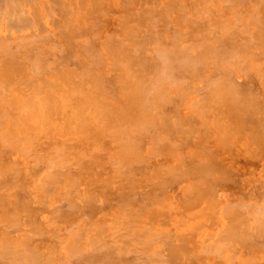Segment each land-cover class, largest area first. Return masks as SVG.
I'll list each match as a JSON object with an SVG mask.
<instances>
[{"label":"rangeland","instance_id":"obj_1","mask_svg":"<svg viewBox=\"0 0 264 264\" xmlns=\"http://www.w3.org/2000/svg\"><path fill=\"white\" fill-rule=\"evenodd\" d=\"M125 1L126 0H124V2ZM127 1L125 2L127 3V5H124L123 0H62V1L61 0H37V1L36 0H18V1L0 0V14L2 12L1 14L2 16L0 15V52H1L0 76H2L0 77V83L3 84V85L0 84V88H3L4 91V92L2 91L0 92V96H1L0 109L2 110V111L0 110V114H1L0 126L2 127L0 129V251H1L0 264H34V263L35 264H136V263L155 264L154 261L156 262V264H158V262L159 264H163L165 261L166 264H264V234L263 232H261L264 231L263 229L264 219L263 220L259 219L260 217L264 218L263 215L264 212L262 210V208L264 209V171H263L264 170V90H263L264 89V83H263L264 55L262 54L264 53V45L263 44H262L263 46L261 45V43H263L261 42L263 41L261 39L262 37L261 35L264 33L262 31L264 29H261L262 27L259 28L258 26V24L259 25L262 24L261 26L264 25V23H261L264 20V16H262V14L264 15V0H262V3L261 0H259L260 2L258 0H254V1L253 0H187V2L185 0H157V1L138 0L139 3L136 0L135 1L127 0ZM10 2L14 3L15 5H13ZM122 4L130 8L128 9V7L123 6L124 10L126 11V14L125 11L122 10ZM261 6H263V9H261ZM13 7L14 8L17 7L18 9L14 10ZM80 8L83 9V10L81 9L82 13ZM10 9H13V12ZM86 10L87 11L89 10L88 13ZM90 10L92 12H90ZM102 10H104V12ZM70 11L72 12V14ZM175 11L177 12V15ZM40 13L42 14L40 15L41 19L37 21L38 19L37 17H39ZM104 13L105 15H103ZM143 13L146 15L143 16ZM150 13L152 15H148ZM136 14L139 16H137ZM82 15L84 17H82ZM140 15H142L143 17L142 16L140 17ZM219 15H221V17H219ZM66 16L68 18H66ZM181 16L184 17L186 16V18L188 19L186 18L184 19V17L181 18ZM237 16H241V17L238 20H236ZM179 17L183 20L181 21L180 19L178 21L177 18ZM251 17L252 18L254 17L253 19H255L256 22H253L254 20L251 19ZM85 18H87L88 20ZM96 19H98V21L100 20L101 23L103 22L102 24L100 23L99 28H97L99 29L97 30V32H99L100 34L96 33L95 30L96 28L95 26L98 27L97 24L98 22H96ZM101 19L103 20L101 21ZM67 20L70 21L71 24ZM137 21L139 22L138 24ZM248 21L251 23L253 22L254 25L253 23L252 25L251 23L250 25H248L249 23ZM186 22L189 23L186 24ZM230 22L232 24H230ZM242 22H244L247 25L245 26V24ZM166 23L168 24L165 25ZM199 24L202 26L203 30L202 28L199 27ZM255 24H257L258 27H256ZM64 25L65 26L68 25L69 27L67 26L68 27L67 28ZM189 26L192 28L189 29L190 28ZM9 28L12 29L11 32ZM66 28L67 31L69 30L68 34H70V36H68L67 31L65 30ZM178 28H180V30ZM245 28L248 29L246 30V32H245ZM16 29L19 30V31L17 30L19 33L18 32L16 33ZM70 29L72 30L70 31ZM100 29L103 31L100 32ZM151 29L153 31H151ZM259 29H261V31L260 33H257ZM7 30H9V32ZM256 30L257 32H255ZM128 32L129 34H127ZM60 33L62 34L61 35L62 38L60 37ZM93 33L94 34L96 33V35L91 36V34ZM232 33L234 36L232 35ZM144 34L146 36H144ZM171 34L172 36H170ZM188 34H191L189 35L190 37H188ZM253 34L259 35V38H254ZM129 35H132V39L128 38ZM160 35L163 37L164 41H162V38L159 37ZM71 36L73 38H71ZM96 36L100 38L96 39L98 38ZM119 36L123 38H120ZM228 36H231L232 38H234V40L232 38L230 39ZM89 37L91 38L89 39ZM93 37L96 38L94 39ZM109 37H110V41H109ZM184 37H186V40H184L185 39ZM221 37L224 41L221 39ZM33 38L35 39V41ZM63 38H65V41ZM29 39L32 41H30ZM62 39L63 41L61 42ZM155 39L158 40L157 45H159V41H161L160 46L162 47L155 45V43H157ZM189 39L191 40L189 41ZM229 39L232 41V44H230L231 41ZM259 39L261 41H259ZM263 39H264V35H263ZM42 40L43 42L41 43ZM85 40L87 42H85ZM171 40L177 42V43L172 42L175 43L176 48H174L173 46L174 44H171ZM218 40L220 42H218ZM256 40H258L257 42L259 43H257ZM154 41H156L154 43L155 46L152 44V42ZM247 41H249L250 43H248ZM64 42L66 44H63ZM102 42L105 44L104 45L100 44ZM162 42L166 45L165 47L168 53V58H165L166 56L163 57V55H167V53H165L166 51L163 50L165 47L164 45H162L163 44ZM142 43L144 45H142ZM199 43L202 45L200 46ZM235 43L238 44L236 45ZM67 44L68 46H66ZM89 44L92 45L89 46ZM94 44H97L95 46L101 49V50L98 49L99 51L104 50L101 52V54L100 52H98L99 53L98 56L101 55V58H104L101 60V63L103 62L102 67L101 65L96 66L97 64H95L96 62L98 64L101 63L100 61H98L100 59L98 58V56L97 58H95L96 57L95 55L97 53L96 51L97 48L94 49L93 52L91 50ZM118 44L119 46H117ZM137 45L138 47H140V49L137 47ZM229 47L230 50L228 49ZM220 48L221 50H223L225 54L223 52H220L221 51ZM86 49L91 50V54L93 57H91L90 52L88 53L89 50L86 51ZM119 49L120 51H118ZM167 49H169L171 54L168 52ZM176 49L179 52V54L177 53V51L172 52ZM205 49L207 51L210 50V52H206ZM213 49L215 50V52L213 51ZM225 49L229 51L228 52L229 54H227V51ZM72 50L74 51L78 50L79 52L77 51L75 53L73 51L72 53ZM82 50H84L88 55H90L91 58ZM162 50L165 52L164 53L162 52L163 55H159L161 54L160 52ZM136 51H138L137 54ZM246 51L248 52V54L246 53ZM110 52L112 53V55ZM145 52L148 54L146 55ZM236 52L239 53L236 54ZM172 53L173 54L175 53L177 56L180 55L181 58H184V61L182 62L179 59V56H178L179 59L178 60L175 54L172 55ZM221 53L224 54L223 57L224 59L222 58V60L221 58L219 59L217 58L223 56V54ZM77 54L78 56H76ZM84 54L88 56V59L87 57L84 56ZM153 54H155L157 57L162 56V58L158 57L157 59ZM230 54L232 57L230 56ZM74 55L76 57H74ZM130 55L132 57L131 58L132 60L129 57ZM133 55L134 56L137 55L136 57L139 56L138 57L139 59L133 57ZM169 55L172 57L170 59L172 63L169 62L168 64L169 60H167L166 61L167 64L165 66V60L170 58ZM186 55H188V57ZM225 55H227V57L229 55V57L227 58L225 57ZM13 56H16L14 57L15 60L11 59L13 58ZM72 56L74 59L70 58ZM80 56L82 58H80ZM143 56L144 59H142ZM146 57L149 60L151 59L154 61L152 62L153 63L152 67L151 64L149 63L151 61H148ZM199 57L200 59H204V60L201 61ZM67 58H69L70 61ZM214 58L215 59L217 58L218 60H214ZM6 59L7 62H4ZM10 59L12 61H17V60L19 61L12 62L11 64ZM65 59H67L68 62ZM121 59H123L124 62L120 61ZM124 59H128V61L130 60L132 62V63L130 62L131 64L128 62L130 64L129 68L131 70L128 69L127 67V63H126L127 60ZM175 59L177 60L175 61ZM185 59L187 60L186 62ZM94 60L95 62H93ZM133 60L135 61L133 62ZM197 60L200 62H197ZM1 61L4 62L3 64H6V68L5 66H3ZM41 61H42V65H40ZM138 61L140 62L139 65L137 64L139 63ZM147 61L149 65L147 64ZM19 62L21 64L18 69L17 67L19 66ZM231 62L233 63L230 64ZM9 63L10 66H8ZM83 63H85L88 67L91 65L89 67L91 70L89 71V68ZM104 63H105V67L107 66L106 68H104ZM182 63H186V64L184 65ZM237 63L239 64L237 65ZM181 64L183 66H181ZM114 65L120 68L116 67V69H113L115 67ZM21 66H23L24 68ZM30 66L31 69L29 68ZM94 66L97 68H95ZM193 66H195L196 68H194ZM136 67L140 69V70L138 69L139 71L138 74L136 73L137 72ZM175 67L176 70H174ZM80 68L84 70V73L86 72L85 73L86 75L83 73L82 69ZM135 68L136 70H134ZM154 68L156 73H154L155 72L153 70ZM9 69L10 70L13 69L14 71L12 70V72L14 73L12 74L9 73L10 71ZM51 69L55 73L58 71L57 74L55 73H54L55 75L52 74L53 72L51 71ZM132 70H133V72H131L132 76H130L131 75L130 71ZM16 71L17 73L15 75ZM29 71H31V73ZM66 71L68 72V74ZM134 72H135L134 76H136V79H138L137 76H140L139 77L140 81L138 82L144 83L143 85L142 83L140 84L143 86V88L142 86H139L138 83H135L136 79L133 76ZM140 72L141 73L144 72V73L141 74ZM161 72H163L164 74ZM58 73L59 75L61 73L66 75L64 76L62 74V76L58 78L57 76ZM157 73L159 77L157 76ZM41 74L43 76H41ZM71 74L74 75L71 76ZM75 74L77 76H75ZM83 74L84 76H81ZM122 74H124V76H122ZM87 75H89V77L91 75V78H95V81H93L91 78L86 77ZM46 76H48V78ZM156 76L158 77V79ZM52 77H55L57 80ZM121 77H123L124 80ZM224 77L225 80L223 79ZM1 78H4L3 81ZM67 78L68 79L73 78L74 80L79 81L78 82L79 85L78 83H76L77 81H74L72 79L70 87L65 86L67 84H70ZM80 78L81 80L82 79L84 80L81 82L79 80ZM172 78L173 80L174 79L176 80V82L174 80L175 83L173 82ZM212 78L214 79V81L212 80ZM12 79L15 82L14 85H13V81H11ZM90 79L92 80L91 82ZM152 79H154L153 83H152ZM6 80L10 84L5 83ZM96 80H99L98 82L100 84H98ZM148 80H150L151 82ZM85 81H89L86 82L87 84L89 83L88 84L89 86L85 84ZM220 81L223 84L226 83V86L229 87L225 88L224 86L225 84L224 85L221 84ZM55 82L58 84L57 89L55 88L56 86ZM60 82H62L61 85L59 84ZM80 82L83 83L84 86L85 85L88 86V87H84L87 88L84 89L87 90V93L86 91H84L83 93V89H82L83 84L80 85L81 84ZM74 83L75 85H73V88H75V90L78 91V98L74 96L75 94H77L76 91H73L74 95L71 94L73 97H67L70 93H72L73 88L70 91L69 89ZM216 83H218V85ZM95 84L96 85L98 84L97 88ZM77 85L79 87L82 86L81 92H80V88H78ZM90 85L93 86V89L92 88L90 89L91 87ZM121 85L125 86L126 88L117 87ZM137 85L140 87V90L144 89V91L141 90V92L143 91L145 93L143 92L140 93V90L139 88H137L138 87ZM144 85H147L145 86L146 88H144ZM158 85L160 88H158ZM230 85L232 86L230 87ZM6 86L10 88L7 89ZM11 86H15V87H12L11 90ZM74 86H76L77 89ZM103 86H105V88L108 86V88H111L110 90H112L113 92L111 93V91H109L108 88H106L107 89L106 90L105 88H103ZM209 86H212V88L211 87L209 88ZM214 86L215 88L217 86L216 88L217 91H215L216 89L214 88ZM221 86L222 87L224 86V89H222ZM19 87L24 90L19 89ZM218 87H221V90ZM41 88L42 91L44 89L43 92L41 91ZM59 88L60 89L65 88L64 90L66 92L63 93L64 90L62 91V89L61 91H59L60 90ZM115 88L116 90L117 88L118 90L120 88V93L118 90L116 91ZM122 88H124L125 90ZM147 88L148 90L146 91ZM13 89L15 91H13ZM18 89L19 91L21 90L22 94H19V92L17 94ZM55 89L57 90V93H59L60 95L56 93ZM67 89L68 92L70 93L67 92ZM88 89H90L91 91ZM134 89L138 93L135 92ZM9 90L12 92L11 94ZM27 90L29 94L31 93L32 94L29 95ZM222 90H229V91L224 92ZM24 91L27 92V95L29 97L30 96L31 97L29 98ZM40 91L43 94L42 93L40 94ZM45 91H46L45 94L48 95V97L47 96L45 97L44 94ZM89 91L97 92V93H93L95 94L93 99H92L93 94L91 95ZM108 91L112 95L115 94V99L117 98V100L115 99L113 100L114 97L111 98V96L104 99L105 96L109 95ZM126 91H128V93ZM226 92L229 94L227 101L224 98L226 97L225 96ZM2 93H4L3 96ZM82 93L84 94V97H85V93L89 94L88 96L91 97V99H89L87 95L86 96L88 99L86 97L85 98L88 101L95 100L97 102L96 104L99 105V109L94 108L92 110V107L88 106L87 104L88 101H86L85 98L81 96ZM121 93H123L124 95L127 94L129 96L135 93L136 95L135 94L134 95L136 96L137 99L134 98L135 96L133 95L134 97H131V99L129 98L128 100L129 96L128 97L127 95L124 96ZM34 94L35 95L40 94L41 96L44 95L40 99H43L44 97L49 98V100L48 99L46 100L50 102V104L51 103L56 104L58 102L57 100H61L65 96H66L65 98L68 99L69 101L71 100L75 102L79 101L80 104L81 103L86 104L88 109L86 107H80L79 111L81 112V109L86 108L84 111L82 110V116L84 115L83 118L88 117L89 120L87 122L89 125L91 124L92 130L91 129L89 130L90 126L88 124H84L85 122H82V127L81 124H78V126L80 125L79 127L80 129L78 131H75L74 129L75 127H77L76 123L80 121L77 119L76 121L73 120L75 123L72 122V124L69 125L66 124L65 125L66 129H64L63 127L64 125L58 126L60 122L57 120L56 113L53 114V119L51 117L52 120L50 119L51 121L49 122L48 121L49 118H47V116L50 117L51 115V111L49 110H52V108L53 110H56L55 106H52V108L47 109V111L50 112V114L49 113H48L49 115L46 114L47 116L46 119L44 120H46V122L48 121V123L44 122L46 123V125H43V121H44L43 118L45 117V114L43 113L45 112V110L43 111V109L45 108H43L44 105L42 106L40 104L41 107H39L40 106L39 104L36 105V101L40 96L39 95L35 96ZM97 94L98 95L100 94L99 97L97 96ZM22 95L23 96L25 95L26 97L29 98L28 100L29 105L28 102L25 103L27 99L26 97H24L25 101L23 102L24 98ZM63 95L64 97H62ZM138 95L142 98H138L139 97ZM52 96L53 98L54 96H56L55 97L56 101L51 102ZM74 97L76 98V100H74ZM124 98L125 100H123ZM149 98H151L152 100L150 99L149 104L147 105L148 103L147 101L149 100ZM119 99L121 101H119ZM222 99H224L225 102H222ZM83 100H85L86 103ZM132 100H134V103H132L133 102ZM135 100H137L136 103ZM45 101H43L42 104L45 103ZM219 101L221 103H219ZM33 102H35V105L37 106V108L40 109L41 113H37L38 109H36L35 106L32 111L33 113L31 112L32 109L30 108V103L33 104ZM100 102L103 103L104 105H106L107 103L108 104L112 103L114 104V107H112L113 105L110 106L108 104L102 107L100 105ZM205 102L207 104H205ZM23 103L26 106H24ZM10 104H12L15 109H13V107L11 108ZM19 106L20 108L17 109ZM48 106L51 107L50 105L47 104L46 108H48ZM107 106H110V110L109 108L106 109ZM117 106H118V110H117ZM119 106L120 107L122 106V109ZM127 106L129 109L126 108ZM140 106H142L143 109H141L142 107ZM104 107L107 111L106 113H109L108 111H112V109L116 110L110 112L111 113V114L109 113L110 115L108 114V116L110 117H108L109 120H107V122L105 120L107 119L105 117L106 115L105 116L103 115V113H105L104 112L105 109H103ZM119 108L121 109V113L119 111L120 110ZM10 109L12 111H10ZM29 109H31L30 112H28ZM123 109L124 110L126 109L125 112L127 111V114L130 115L127 116L124 114L125 115L124 116L122 114V111H124ZM102 110L104 111L101 112ZM117 111H119V114L116 113ZM10 112L11 113L14 112V115L11 114L12 118L14 116L13 121L10 118L11 116ZM96 114L103 115L105 119L103 116L100 117L101 115L97 116ZM111 115H113V118L115 117V115L117 116L113 119L114 121L116 119L115 122L117 123L119 122L118 121L119 117H121L122 119L123 118L122 116H124L125 119L120 120L122 124L118 123L120 126L115 125L116 126V127L114 126L115 128L113 127V124H117V123H114L113 121L112 124L111 121L112 128H109V130L107 128L105 130L103 124L99 122L102 119H104L105 121L102 120L104 123L105 122L110 123V120H112ZM18 116H20V118ZM95 116H97V118ZM228 116H230V118H227ZM98 117H100L101 119L99 118L100 119L99 120ZM221 118L224 119L221 120ZM14 120H16V122H14ZM96 120H98V123L96 122ZM13 122L15 123L16 126L14 125ZM40 122L41 124H38ZM9 125L11 126V128ZM20 125H23L21 126L22 128L20 127ZM47 125L50 127H47ZM56 125L58 126L57 128ZM145 126L149 128V129L147 128V131L149 130V132L147 131L143 132V129L145 130L146 128ZM51 127L52 130H49V128L51 129ZM7 128H10L8 129L10 134L9 133L6 134L7 133L6 131H8ZM28 128L29 130H27ZM100 128L102 129L100 130ZM117 128L119 131L116 130ZM82 129L84 131H82ZM37 130L38 132H36ZM114 130L115 132L113 133ZM101 131L102 134L100 136L99 134L101 133ZM116 131L118 132L124 131V132L120 134L117 132L118 135H120L118 136ZM125 131H126V135H124ZM226 132H229L230 135L229 133L227 134ZM109 134L112 137L113 135L116 134V136L113 137L115 139H113L110 136V138L113 139L114 141L112 140L113 141L112 142L111 140H109L108 141L109 143L107 144L103 143V141L101 140L104 139V142L106 141L105 139L108 140ZM227 135L230 137H228ZM57 136L61 139H59ZM19 137H21L22 140L19 139ZM123 137H125V139H123ZM6 138L7 141L9 142L6 141ZM18 139L21 141H19ZM56 139L58 140L56 141ZM83 139L84 141L80 142ZM122 140L123 143L126 144L120 143L122 142ZM125 140H127V142ZM136 141H138L139 144H137L136 147H134L135 143H137ZM235 141H237L236 144ZM2 142H4L3 146L6 148V151L5 148L2 147ZM6 142L8 143L7 144L8 148L7 146H5ZM11 142L14 143L15 146L14 148L12 147L13 143ZM64 142L66 143L64 144ZM9 143H11L10 145H11V149L13 148L12 150L10 149ZM71 143H74V146L73 144L71 145ZM88 143L90 145H88ZM100 143L103 144L100 145ZM117 143L119 148H117L116 146H115L116 148H114V145H117ZM219 143L221 144V146ZM156 144L157 147L159 146L160 149H157ZM31 146L32 147L34 146V148H32ZM106 146L108 148H106ZM137 147H140V149L141 148L142 149L140 150ZM120 148L122 149V151L121 150L119 151ZM126 149H128L127 150L128 152L130 151V154L133 152L130 156H128L129 158L132 156V159L130 158L131 159L130 162H128L129 160L128 161L126 160L129 158L125 157L126 155H129V153L127 154L126 152ZM131 149L133 151H131ZM156 149L159 150L160 152L158 153ZM100 154L102 155L100 156ZM134 155L136 156L135 158L137 160L138 157L140 159L142 157V160H144V162L141 161L142 163H139L140 161L137 162V160H133ZM117 156L120 158L116 159ZM56 157H58V159H56ZM148 157L150 158L148 159ZM122 158L123 159L125 158L124 160L127 162H124V160H120ZM113 161L114 162L117 161V162L113 164L114 163ZM120 161L121 163L125 164L124 166L126 167V170L123 168L124 171L122 172H124V174L129 172L128 173L129 176L127 174V177L129 178L127 179L129 181L132 182L135 177L139 178V179L135 178L137 181L134 180L133 183H130L128 180L127 182L129 183L124 182V184H128V186L126 185L127 187L125 185L123 186L122 181H126L123 180L126 178L120 172L121 170L118 167L119 165L123 166V164H120ZM89 162L91 165H95V166L91 168V166H89L88 164ZM135 163L137 164L139 163L140 166H138L137 164L135 165ZM129 164L131 165V167ZM132 164L134 170L132 169ZM53 165H55V168ZM57 165H59V168L57 169L60 170L61 167V170H63L61 171V173H59L60 171L56 169ZM78 165H80V168L77 167ZM81 165L83 166V168L81 167ZM99 165L101 167L103 166L105 171L100 169L101 167L99 168L98 167ZM67 166L68 169L72 168L71 171L67 170ZM137 166L139 167V169ZM38 167H40L39 170ZM65 168L66 170H64ZM77 168L82 169V171L79 172ZM118 168L120 171L117 170ZM128 168L132 170H127ZM144 168L146 169L144 170ZM203 168H205L206 171L205 169L203 170ZM109 169L110 171L107 172V170ZM137 169L141 170V172L138 171ZM101 170L103 173L101 172ZM64 171H66V173ZM48 172L49 174H51L50 176L54 174L52 176L53 178L51 177L49 178ZM130 172L132 173V175H130ZM57 173L60 175H58ZM72 173L74 175L75 174L77 175V176L75 175L77 177L76 180H75V176L69 179V176H71ZM98 173H100L101 175H99ZM55 174H57L59 178L56 177ZM43 176H46L45 180L41 178ZM118 176H120L122 179L119 180L120 177ZM131 176H133L134 178L133 177L131 178ZM5 177L6 180L8 179V181L5 180ZM54 177L57 178V181L55 180L53 181ZM87 178L88 180L86 181ZM48 179L51 180L49 181ZM72 179L75 180L74 182L76 183V185L74 184ZM41 180L45 181V183H43L42 185H41L42 183ZM101 180H103L102 183L104 182L106 183V181H108L107 182L108 185L106 186L105 183L101 184ZM48 183L50 184L51 188H49L50 186H47ZM117 183H119V186ZM71 184H74L75 186H77V188L75 190L74 188L72 189L73 186ZM146 184L149 187L146 186ZM202 184L204 185L203 187H201ZM44 185L46 187H44ZM97 185L99 188L101 186L102 187L104 186L103 190L102 188L101 190H99ZM195 185L196 188H194ZM41 186H43V188ZM197 186L199 188L201 187L200 190L203 188L202 192H199L200 190L198 191ZM107 187H110L109 191ZM130 187L132 188V190H131V194L129 195ZM151 187L153 188L151 189ZM44 188H46L47 191L44 190ZM121 188L122 189L124 188L123 190L125 193ZM136 188L138 192L134 191L135 192V193L133 192L134 195L137 192L136 196H134L132 191L133 189L136 190ZM176 188L179 189L177 190ZM120 190H122L121 191L122 194ZM195 190H197L196 194H195ZM102 191H105L103 192L104 196L102 194ZM116 191L117 193H115ZM147 191H149L150 193ZM119 193L120 196L118 195ZM138 193L140 194L138 195ZM124 194L126 195L124 196ZM111 195L113 196L116 195L115 199ZM143 195H145L144 201L145 200L149 201V203L148 202L147 204L145 203L146 206L141 205L142 203L141 201L144 198ZM147 195L150 197H148ZM129 196H131L132 198L131 197L128 198ZM92 197L94 198V200L92 199L93 204L91 200ZM133 197H135V199L137 198V200H134ZM140 197L141 198L143 197L142 200ZM125 198H128L129 200L133 199L134 202H132L131 200L129 201L127 199L128 203L130 202V204L127 205L125 204L127 202ZM106 199L109 203L107 201L105 202ZM103 200L104 202H102ZM189 200H192L193 202ZM121 201H125V202L121 204L122 203ZM95 204H98L97 207ZM186 204L188 205L186 206ZM85 205L87 207H84ZM149 205L150 207H148ZM233 208L235 210H231ZM240 208L244 210L242 214H240V212L242 211V209ZM259 208L261 210H259ZM164 210L165 212H167L165 213L166 215H164ZM247 210H249V214ZM257 211L261 212V214L258 215ZM245 212L246 214H243ZM251 212L253 214H251ZM256 215L258 220L257 218L254 219ZM247 216L249 217L248 220H247ZM240 217H242L243 219H241ZM236 219L237 221H240L242 223L235 221ZM256 221L258 224L255 223ZM102 223L104 224V226ZM118 223L120 224V226L118 225ZM248 223L250 224V227L252 223L255 224V226L252 225L254 226V228L252 229L251 227L252 230L250 231L248 230L249 229V225H247ZM245 226H247L248 229L245 228ZM240 227L242 230L246 229L248 234L247 233L242 234L245 231L240 230ZM256 227H257V231L255 230ZM233 230H235V232H233ZM191 231H193V235L191 234L192 233ZM237 232L238 234H236ZM239 232L242 233L239 234ZM255 232L257 234L259 233L260 235L258 236ZM120 234L121 236L119 238V236L117 235ZM155 235H157L156 238ZM141 236L143 237L141 238ZM256 236H258V239H255ZM260 236H262L263 238ZM157 237L160 238L157 239ZM237 237L239 238V240L241 239L240 241L242 242H240ZM211 238L214 240H212ZM217 238H219L220 240ZM242 238L244 239L246 238V239L244 240ZM100 239H103L104 242ZM140 239L142 240L140 241ZM226 239L230 241L229 244L228 241L225 242ZM231 239L232 241L234 240L235 243L234 241L231 242ZM215 240H219V241L218 242L216 241L217 242L216 243ZM259 240L263 244L262 247H259L261 246ZM100 241L102 243H100ZM123 241L124 243H122ZM255 241H256V245H255L256 247L254 246ZM108 244L110 245L109 246L110 248L108 246L106 248V245ZM250 245L253 248L252 247L250 248L249 247ZM98 246H101L100 248H102V251H100ZM118 247L121 249H118ZM200 247L202 248L203 251L201 250ZM247 247H249L250 250ZM141 248L143 250H141ZM211 248H213V250H211ZM216 250L219 252L217 253ZM131 252L134 255H132ZM143 255L144 256L147 255V256L144 257ZM157 255H160V257L161 256L162 257L160 258ZM232 256H234L235 259H230V257L233 258ZM36 257L39 259V261H37L38 259ZM151 257L154 259H152ZM34 259H36V261ZM195 260H197L196 263ZM233 260L236 261L233 262Z\"/></svg>","mask_w":264,"mask_h":264},{"label":"bare ground","instance_id":"obj_2","mask_svg":"<svg viewBox=\"0 0 264 264\" xmlns=\"http://www.w3.org/2000/svg\"><path fill=\"white\" fill-rule=\"evenodd\" d=\"M8 1H9V0H8ZM17 1H18V0H17ZM36 1H37V0H36ZM61 1H62V0H61ZM126 1H127V0H126ZM126 1H125V2H126ZM134 1H135V0H134ZM136 1L139 3L138 0H136ZM142 1H143V0H142ZM156 1H157V0H156ZM185 1L187 2V0H185ZM253 1H254V0H253ZM258 1H259V0H258ZM258 1H257V3H258ZM12 2H13V1H12ZM12 2H10V3H12ZM63 2H64V1H63ZM70 2H71V1H70ZM73 2H74V1H73ZM78 2H79V1H78ZM123 2H124V0H123ZM125 2H124V5H127V3H125ZM127 2H128V1H127ZM137 2H136V3H137ZM230 2H231V1H230ZM255 2H256V1H255ZM259 2H260V1H259ZM15 3H16V1H15ZM17 3H18V2H17ZM23 3H24V2H23ZM31 3H32V2H31ZM43 3H44V2H43ZM45 3H46V2H45ZM50 3H51V2H50ZM155 3H156V2H155ZM252 3H253V2H252ZM257 3H255V4H257ZM261 3H262V0H261ZM261 3H260V4H261ZM8 4H9V3H8ZM8 4H7V6H8ZM12 4L15 5L14 3H12ZM12 4H11V5H12ZM51 4H52V3H51ZM119 4H120V3H119ZM142 4H143V3H142ZM201 4H202V3H201ZM21 5H22V4H21ZM21 5H20V6H21ZM52 5H53V4H52ZM74 5H75V4H74ZM74 5H72V6H74ZM124 5L122 4V10H124V7H128V6H124ZM136 5H137V4H136ZM148 5H149V4H148ZM176 5H177V4H176ZM176 5H175V6H176ZM193 5H194V4H193ZM9 6H10V5H9ZM35 6H36V5H35ZM47 6H48V5H47ZM57 6H58V5H57ZM123 6H124V7H123ZM141 6H142V5H141ZM146 6H147V4H146ZM166 6H167V5H166ZM226 6H227V5H226ZM256 6H257V5H256ZM259 6H260V5H259ZM259 6H258V7H259ZM31 7H32V6H31ZM39 7H40V6H39ZM50 7H51V5H50ZM62 7H63V6H62ZM181 7H182V6H181ZM195 7H196V6H195ZM8 8H9V7H8ZM13 8H14V7H13ZM48 8H49V7H48ZM83 8H84V7H83ZM111 8H112V7H111ZM170 8H171V7H170ZM16 9H18V8H17V7L14 8V10H16ZM81 9H82V8H80V10H81ZM88 9H90V8H88ZM126 9H127V8H126ZM128 9H130V8L128 7ZM128 9H127V10H128ZM247 9H248V8H247ZM261 9H263V6H261ZM6 10H7V9H6ZM10 10H12V12H13V9H10ZM64 10H65V8H64ZM82 10H83V9H82ZM82 10H81V13H82ZM150 10H152V9H150ZM159 10H160V9H159ZM8 11H9V10H8ZM38 11H39V10H38ZM53 11H54V10H53ZM86 11H87V10H86ZM88 11H89V10H88ZM88 11H87V13H88ZM102 11L104 12V10H102ZM107 11H108V10H107ZM124 11H125V10H124ZM129 11H130V10H129ZM181 11H184V10H181ZM17 12H18V10H17ZM31 12H32V11H31ZM31 12H30V14H31ZM61 12H63V11H61ZM70 12H71V11H70ZM90 12H92V11L90 10ZM149 12H150V11H149ZM149 12H148V13H149ZM162 12H163V11H162ZM175 12H176V11H175ZM38 13H39V12H38ZM50 13H51V12H50ZM57 13H58V12H57ZM67 13H68V12H67ZM67 13H66V14H67ZM151 13H152V12H151ZM151 13L148 14V15H152ZM186 13H187V12H186ZM199 13H200V11H199ZM236 13H237V12H236ZM1 14H2V12H1ZM1 14H0V15H1ZM4 14H5V13H4ZM7 14H8V13H7ZM7 14H6V15H7ZM13 14H14V13H13ZM13 14H12V15H13ZM15 14H16V13H15ZM18 14H19V13H18ZM18 14H17V15H18ZM20 14H22V13H20ZM23 14H24V13H23ZM55 14H56V13H55ZM60 14H61V13H60ZM66 14H65V15H66ZM71 14H72V12H71ZM125 14H126V11H125ZM129 14H130V13H129ZM134 14H135V13H134ZM159 14H160V13H159ZM165 14H166V13H165ZM165 14H164V15H165ZM253 14H254V13H253ZM40 15H42V14H41V13L39 14V17H37L38 19L36 18L37 21H38L39 19H41ZM51 15H52V14H51ZM83 15H85V14H83ZM83 15H82V17H84ZM103 15H105V13H104ZM136 15H137V14H136ZM144 15H146V14L143 13V16H144ZM162 15H163V14H162ZM162 15H161V16H162ZM176 15H177V12H176ZM180 15H181V13H180ZM184 15H185V14H184ZM1 16H2V15H1ZM36 16H37V15H36ZM71 16H72V15H71ZM123 16H124V15H123ZM137 16H139V15H137ZM141 16H142V15H140V17H141ZM143 16H142V17H143ZM171 16H172V15H171ZM262 16H264V15L262 14ZM13 17H14V16H13ZM51 17H53V16H51ZM64 17H65V16H64ZM86 17H87V16H86ZM124 17H125V16H124ZM177 17H178V16H177ZM182 17H184V16H181V18H182ZM219 17H221V15H219ZM240 17H241V16H237L236 20H238ZM17 18H18V17H17ZM23 18H24V17H23ZM27 18H28V17H27ZM42 18H43V17H42ZM54 18H56V17H54ZM60 18H61V17H60ZM66 18H68V17L66 16ZM88 18H89V17H88ZM96 18H97V17H96ZM144 18H146V17H144ZM158 18H159V17H158ZM162 18H163V17H162ZM181 18H180V17L177 18L178 21H179ZM185 18H186V16L184 17V19H185ZM231 18H232V17H231ZM253 18H254V17H253ZM253 18L251 17V19H253ZM255 18H256V17H255ZM61 19H62V18H61ZM85 19H87V18H85ZM89 19H90V18H89ZM104 19H105V18H104ZM106 19H107V18H106ZM141 19H143V18H141ZM186 19H188V18H186ZM1 20H2V19H1ZM17 20H19V19H17ZM87 20H88V19H87ZM93 20H95V19H93ZM93 20H92V21H93ZM102 20H103V19H101V21H102ZM107 20H108V19H107ZM145 20H146V19H145ZM182 20H183V19H181V21H182ZM253 20H254L253 22H256L255 19H253ZM67 21H68V20H67ZM80 21H81V20H80ZM85 21H86V20H85ZM187 21H188V20H187ZM195 21H196V20H195ZM239 21H240V20H239ZM7 22H8V20H7ZM7 22H6V23H7ZM10 22H11V21H10ZM35 22H36V21H35ZM35 22H34V23H35ZM41 22H42V21H41ZM59 22H60V21H59ZM59 22H58V23H59ZM61 22H62V21H61ZM65 22H66V21H65ZM65 22H64V24H65ZM68 22L70 23V21H68ZM68 22H67V24H68ZM71 22H72V21H71ZM96 22H98V23H97V24H98V27L95 26V27H96L95 30H96V33H99V32H97V30H99V29H97V28H99V25H100L101 22H100V20L98 21V19H96ZM119 22H120V21H119ZM155 22H156V21H155ZM162 22H163V21H162ZM164 22H165V21H164ZM248 22H249V21H248ZM253 22H252V23H253ZM79 23H80V22H79ZM92 23H93V22H92ZM92 23H91V25H92ZM102 23H103V22H102ZM102 23H101V24H102ZM122 23H123V22H122ZM125 23H126V22H125ZM125 23H124V24H125ZM138 23H139V22L137 21V24H138ZM157 23H158V22H157ZM187 23H189V22H186V24H187ZM195 23H196V22H195ZM215 23H216V22H215ZM242 23H244V22H242ZM250 23H251V22H249L248 25H250ZM252 23H251V25H252ZM261 23H264V20H263V22H261ZM70 24H71V23H70ZM70 24H69V26H70ZM94 24H95V23H94ZM143 24H144V23H143ZM167 24H168V23H166L165 25H167ZM176 24H177V23H176ZM180 24H182V23H180ZM192 24H193V23H192ZM206 24H207V23H206ZM216 24H217V23H216ZM230 24H232V23L230 22ZM244 24H245V23H244ZM257 24H258V23H257ZM257 24H255L256 27L259 26V28L262 27L261 29H264V28H263L264 25L261 26L262 24H261V25L258 24V26H257ZM132 25H134V24H132ZM140 25H141V24H140ZM193 25H194V24H193ZM246 25H247V24H245V26H246ZM253 25H254V23H253ZM60 26H61V24H60ZM64 26H65V25H64ZM67 26H68V25H66L65 27H67ZM69 26H68V27H69ZM75 26H76V25H75ZM83 26H84V25H83ZM117 26H118V25H117ZM120 26H121V25H120ZM122 26H123V25H122ZM190 26H191V25H190ZM190 26H189V27H190ZM237 26H238V25H237ZM240 26H241V25H240ZM243 26H244V25H243ZM68 27H67V28H68ZM91 27H92V26H91ZM196 27H197V26H196ZM199 27L202 28V26H201L200 24H199ZM11 28H13V27H11ZM18 28H19V27H18ZM23 28H24V27H23ZM67 28L65 29L66 31H67ZM70 28H71V27H70ZM112 28H113V27H112ZM191 28H192V27H190L189 29H191ZM9 29H10V28H9ZM19 29H20V28H19ZM62 29H63V28H62ZM88 29H89V28H88ZM92 29H93V28H92ZM101 29H102V28H101ZM101 29H100V32L103 31V30H101ZM105 29H106V28H105ZM178 29L180 30V28H178ZM257 29H258V28H257ZM261 29H259L258 32H257V30H256L255 32L260 33ZM11 30H12V29H10V32H11ZM17 30H18V29H16V33L19 31V30H18V31H17ZM20 30H21V29H20ZM32 30H33V29H32ZM63 30H64V29H63ZM71 30H72V29H70V31H71ZM95 30H94V31H95ZM202 30H203V28H202ZM224 30H225V29H224ZM243 30H244V29H243ZM246 30H248V29L245 28V32H246ZM7 31L9 32V30H7ZM14 31H15V30H14ZM57 31H58V30H57ZM60 31H61V30H60ZM68 31H69V30H68ZM68 31H67V34H68ZM73 31H74V30H73ZM85 31H86V30H85ZM89 31H91V30H89ZM94 31H93V32H94ZM131 31H132V30H131ZM140 31H141V30H140ZM145 31H146V30H145ZM151 31H153V30L151 29ZM175 31H176V30H175ZM193 31H194V30H193ZM262 31L264 32V30H262ZM2 32H3V31H2ZM62 32H63V31H62ZM62 32H61V33H62ZM14 33H15V32H14ZM16 33H15V34H16ZM18 33H19V32H18ZM61 33H60V37H61V35H62ZM96 33H95V34H94V33L91 34V36L96 35ZM124 33H125V32H124ZM124 33H123V34H124ZM130 33H131V32H130ZM146 33H148V32H146ZM151 33H152V32H151ZM235 33H237V32H235ZM257 33H256V34H257ZM21 34H22V33H21ZM75 34H77V33H75ZM99 34H100V33H99ZM127 34H129V32H128ZM185 34H186V33H185ZM242 34H243V33H242ZM256 34H253V35H254V38H259V35H256ZM80 35H81V34H80ZM80 35H79V36H80ZM85 35H86V34H85ZM97 35H98V34H97ZM132 35H133V34H132ZM132 35H129L128 38L132 39ZM189 35H191V34H188V37H190ZM232 35H233V33H232ZM232 35H231V36H232ZM255 35H256V37H255ZM263 35H264V33L261 35V36H262L261 39H262L263 41H261V40L259 39V41L263 42V43H261V45H262V44L264 45ZM55 36H56V35H55ZM64 36H66V35H64ZM68 36H70V34H68ZM144 36H146V35L144 34ZM170 36H172V34H171ZM179 36H180V35H179ZM194 36H195V35H194ZM231 36H228V37L231 39V38H232ZM233 36H234V35H233ZM19 37H20V36H19ZM43 37H44V36H43ZM48 37H49V36H48ZM48 37H47V38H48ZM50 37H51V36H50ZM56 37H57V36H56ZM77 37H78V35H77ZM80 37H81V36H80ZM80 37H79V38H80ZM96 37H98V36H96ZM96 37H93V38L95 39ZM119 37H120V38H123V37H121V36H119ZM124 37H125V36H124ZM147 37H148V35H147ZM159 37H161V38H162V41H164V39H163V37H162L161 35H160ZM186 37H187V36H186ZM186 37H184L185 39H184V38H183V39L186 40ZM235 37H236V36H235ZM6 38H7V37H6ZM9 38H10V37H9ZM61 38H62V37H61ZM61 38H60V39H61ZM69 38H70V37H69ZM69 38H68V39H69ZM71 38H73V37L71 36ZM90 38H91V37H89V39H90ZM99 38H100V37H98V38H96V39H99ZM136 38H137V37H136ZM191 38H192V37H191ZM198 38H199V37H198ZM7 39H8V38H7ZM33 39H34V38H33ZM41 39H43V38H41ZM44 39H46V38H44ZM63 39H64V41H65V38H63ZM63 39L61 40V42L63 41ZM66 39H67V38H66ZM85 39H86V38H85ZM170 39H173V38H170ZM218 39H219V38H218ZM221 39H222V37H221ZM221 39H220V40H221ZM230 39H229V40H230ZM232 39L234 40V38H232ZM29 40H30V39H29ZM92 40H93V39H92ZM128 40H129V39H128ZM155 40H156V39H155ZM159 40H161V39H159ZM187 40H188V39H187ZM190 40H191V39H189V41H190ZM222 40H223V39H222ZM222 40H221V41H222ZM30 41H32V40H30ZM34 41H35V39H34ZM46 41H48V40H46ZM66 41H68V40H66ZM69 41H70V40H69ZM88 41H89V40H88ZM109 41H110V37H109ZM121 41H123V40H121ZM134 41H135V40H134ZM156 41H157V43H155ZM156 41L152 42V44L154 45V43H155L156 46L162 47V46H160V45H161V44H160L161 41H159V45H157V44H158V40H156ZM178 41H179V40H178ZM223 41H224V40H223ZM230 41H231V40H230ZM230 41H229V42H230ZM257 41H258V40H256V42H257ZM42 42H43V40L41 41V43H42ZM85 42H87V41L85 40ZM96 42H97V40H96ZM132 42H133V41H132ZM135 42H136V41H135ZM135 42H134V43H135ZM172 42H176V41L171 40V44H174L173 46H174V48H176L175 43H172ZM185 42H186V41H185ZM192 42H193V41H192ZM218 42H220V41L218 40ZM247 42L250 43L249 41H247ZM89 43H90V42H89ZM92 43H95V42H92ZM113 43H114V42H113ZM134 43H132V44H134ZM162 43H163V42H162ZM176 43H177V42H176ZM179 43H180V42H179ZM200 43H201V42H200ZM200 43H199V44H200ZM224 43H225V42H224ZM257 43H259V42H257ZM21 44H22V43H21ZM63 44H66V43L64 42ZM69 44H70V43H69ZM79 44H80V43H79ZM79 44H78V45H79ZM100 44H103V45H104L105 43L102 42V43H100ZM145 44H147V43H145ZM191 44H192V43H191ZM230 44H232V41L230 42ZM235 44H236V43H235ZM237 44H238V43H237ZM237 44H236V45H237ZM239 44H240V43H239ZM91 45H92V44H89V46H91ZM95 45H97V44H94V45H93V48L91 49L92 52H93L94 49L97 48ZM135 45H136V44H135ZM142 45H144V44L142 43ZM155 45H154V46H155ZM162 45H164V47L166 46L164 43H163ZM176 45H177V44H176ZM201 45H202V44H200V46H201ZM236 45H235V46H236ZM257 45H258V44H257ZM263 45H262V46H263ZM2 46H3V44H2ZM66 46H68V44H67ZM69 46H70V45H69ZM71 46H73V45H71ZM81 46H82V45H81ZM117 46H119V44H118ZM117 46H116V47H117ZM123 46H124V45H123ZM232 46H233V45H232ZM240 46H241V45H240ZM10 47H11V46H10ZM56 47H57V46H56ZM94 47H95V48H94ZM99 47H100V46H99ZM101 47H102V46H101ZM134 47H135V46H134ZM137 47H138V45H137ZM137 47H136V48H137ZM143 47H144V46H143ZM233 47H234V46H233ZM248 47H249V46H248ZM81 48H82V47H81ZM104 48H105V46H104ZM138 48L140 49V47H138ZM199 48H200V47H199ZM241 48H242V47H241ZM8 49H9V48H8ZM69 49H70V47H69ZM77 49H78V48H77ZM98 49H99V48L96 49V51H97L96 55L94 54V55L96 56V57L94 56L95 58H97V56H98V54H99L98 52H100V54H101V52L104 51V50L99 51V50H101V49H99V50H98ZM120 49H121V48H120ZM120 49H119L118 51H120ZM123 49H124V48H123ZM130 49H131V48H130ZM130 49H129V50H130ZM132 49H134V48H132ZM157 49H158V48H157ZM157 49H156V50H157ZM206 49H207V48H206ZM206 49H205L206 52H210V50L207 51L208 49H207V50H206ZM226 49H227V48H226ZM226 49H225V50H226ZM228 49L230 50V47H229ZM228 49H227V50H228ZM67 50H68V48H67ZM88 50H89V49H86V51H88ZM91 50H89L88 53L90 52V54H91ZM114 50H115V49H114ZM116 50H117V48H116ZM116 50H115V51H116ZM158 50H159V49H158ZM163 50L166 51V47H165ZM163 50L160 52L161 54H159V55H163V53L165 52V51H163ZM167 50H168V52L171 54V52L169 51V49H167ZM170 50H171V49H170ZM211 50H212V49H211ZM220 50H221V48H220ZM225 50H224V51H225ZM227 50H226V51H227ZM69 51H70V50H69ZM73 51H74V50H72V53H73ZM77 51H78V50H77ZM77 51H74V52L76 53ZM82 51H84V50H82ZM130 51H131V50H130ZM133 51H134V50H133ZM141 51H142V50H141ZM141 51H140V52H141ZM153 51H154V50H153ZM159 51H160V50H159ZM175 51H177V49L174 50V51H172V52H175ZM213 51L215 52L214 49H213ZM231 51H232V50H231ZM78 52H79V51H78ZM84 52H85V51H84ZM84 52H83V53H84ZM94 52H95V51H94ZM106 52H107V51H106ZM137 52H138V51H136V54H137ZM162 52H163V53H162ZM216 52H217V51H216ZM220 52H223V50H221ZM228 52H229V51H227V54H229ZM233 52H234V51H233ZM260 52H261V51H260ZM0 53H1V52H0ZM69 53H70V52H69ZM85 53H86V52H85ZM110 53H111V52H110ZM128 53H129V52H128ZM143 53H144V52H143ZM145 53H146V52H145ZM149 53H150V52H149ZM155 53H156V52H155ZM165 53H167V51H166ZM177 53L179 54L178 51H177ZM217 53H218V52H217ZM223 53H224V52H223ZM223 53H221V54H223ZM238 53H239V52H238ZM238 53L236 52V54H238ZM246 53L248 54L247 51H246ZM251 53H252V52H251ZM86 54H87V53H86ZM107 54H109V53H107ZM130 54H131V53H130ZM147 54H148V53H146V55H147ZM174 54H175V53H174ZM174 54L172 53V55H174ZM200 54H201V53H200ZM202 54H203V53H202ZM218 54H219V53H218ZM224 54H225V53H224ZM224 54H223V56H220V57H217V58H218V59L221 58V60H222V58L224 57ZM242 54H244V53H242ZM262 54L264 55V53H262ZM68 55H69V54H68ZM80 55H81V54H80ZM87 55H88V54H87ZM87 55L84 54V56L87 57V59H88V56L90 57V55H88V56H87ZM103 55H104V54H103ZM105 55H106V54H105ZM111 55H112V53H111ZM126 55H127V54H126ZM126 55H124V56H126ZM134 55H135V54H134ZM134 55H133V57H135V58H138V57H139V56L136 57L137 55H136V56H134ZM143 55H144V54H143ZM149 55H150V54H149ZM149 55H148V56H149ZM153 55H154L157 59H158V57H160V56L157 57L155 54H153ZM263 55H262V56H263ZM25 56H26V55H25ZM69 56H70V55H69ZM76 56H78V54H77ZM76 56L74 55V57H76ZM121 56H122V55H121ZM127 56H128V55H127ZM151 56H152V55H151ZM154 56H153V57H154ZM164 56H166L165 58H168V53H167V55H163V57H164ZM175 56L177 57V59H178V56H179V59H180L182 62L184 61V58H181L180 55L177 56V55L175 54ZM175 56H173V57H175ZM186 56L188 57V55H186ZM230 56H231V54H230ZM14 57H16V56H13V58H11V57H10V58L13 59V60H15ZM27 57H28V56H27ZM36 57H37V56H36ZM59 57H60V56H59ZM91 57H93L92 54H91ZM91 57H90V58H91ZM129 57H130V59L132 58L131 55H130ZM169 57H170L169 59H166V60H165V66H166V64H167V63H166L167 60H169V61H168V64H169V62L172 63V61H170V59H171L172 57H171L170 55H169ZM207 57H208V56H207ZM225 57H227V55H225ZM228 57H229V55H228ZM228 57H227V58H228ZM231 57H232V56H231ZM239 57H240V56H239ZM28 58H29V57H28ZM63 58H64V57H63ZM65 58H66V57H65ZM70 58H73V56L70 57ZM80 58H82V57L80 56ZM98 58H100V59L98 60V61H100V63H101V60L104 59V58H101V55L98 56ZM109 58H110V57H109ZM111 58H112V57H111ZM127 58H128V57H127ZM146 58H147V57H146ZM160 58H162V56H161ZM160 58H159V59H160ZM217 58H216V59L214 58V60H218ZM227 58H226V59H227ZM7 59H9V58H7ZM7 59H6L4 62H7ZM11 59H10V60H11ZM45 59H46V58H45ZM67 59H69V58H67ZM67 59H65V60H67ZM73 59H74V58H73ZM107 59H108V57H107ZM138 59H139V58H138ZM142 59H144V56H143ZM147 59H148V58H147ZM177 59H175V61H176ZM179 59H178V60H179ZM199 59H200V57H199ZM223 59H224V58H223ZM19 60H20V58H19ZM19 60H17V61H19ZM43 60H44V59H43ZM65 60H64V61H65ZM92 60H93V59H92ZM124 60H127V62H126V61H125V62L127 63V67H128V69H130L129 66H130V64H131L132 62H131L130 60L128 61V59H124ZM131 60H132V59H131ZM200 60L202 61V60H204V59H200ZM211 60H212V59H211ZM231 60H232V59H231ZM8 61H9V60H8ZM17 61H12V60H11V64H12V62H17ZM30 61H31V59H30ZM44 61H45V60H44ZM64 61H63V62H64ZM69 61H70V59H69ZM75 61H76V60H75ZM96 61H97V59H96ZM103 61H105V60H103ZM120 61L124 62L123 59H121ZM120 61H119V62H120ZM134 61H135V60H133V62H134ZM139 61H140V60H139ZM139 61H138V62H139ZM142 61H143V60H142ZM148 61H151V62H149V63L151 64V67H152V64H153L152 62H154V61L151 60V59H150V60L148 59ZM148 61H147V64H148ZM181 61H180V62H181ZM186 61H187V60L185 59V62H186ZM207 61H208V60H207ZM246 61H247V60H246ZM1 62H2V64L4 63L3 61H1ZM24 62H25V61H24ZM60 62H61V61H60ZM65 62H66V61H65ZM67 62H68V60H67ZM79 62H80V60H79ZM91 62H92V61H91ZM93 62H95V60H94ZM119 62H118V63H119ZM128 62H129V63L131 62V63L129 64ZM197 62H200V61L197 60ZM203 62H204V61H203ZM215 62H216V61H215ZM219 62H220V60H219ZM229 62H230V61H229ZM247 62H248V61H247ZM22 63H23V62H22ZM26 63H27V62H26ZM44 63H45V62H44ZM70 63H71V62H70ZM89 63H90V62H89ZM102 63H103V62H102ZM102 63H101V64H98V63L96 62L95 64H97L96 66H100V65H101V67H102V66H103ZM107 63H108V62H107ZM109 63H110V62H109ZM135 63H136V62H135ZM145 63H146V62H145ZM159 63H160V62H159ZM208 63H209V62H208ZM232 63H233V62H231L230 64H232ZM7 64H8V63H7ZM15 64H16V63H15ZM20 64H21V63L19 62V66L17 67L18 69H19V67H20ZM61 64H62V63H61ZM73 64H74V63H73ZM83 64L86 65L85 63H83ZM113 64H114V63H113ZM128 64H129V65H128ZM137 64L139 65L140 62L137 63ZM160 64H161V63H160ZM182 64L185 65L186 63H182ZM182 64H181V66H183ZM216 64H217V63H216ZM238 64H239V63H237V65H238ZM241 64H242V62H241ZM13 65H14V63H13ZM16 65H17V64H16ZM24 65H25V64H24ZM40 65H42V61H41V64H40ZM51 65H52V64H51ZM88 65H89V64H88ZM93 65H94V64H93ZM116 65H117V64H116ZM133 65H134V64H133ZM133 65H132V66H133ZM148 65H149V64H148ZM154 65H155V63H154ZM156 65H157V64H156ZM3 66H5V68H6V64H3ZM8 66H10V63H9ZM8 66H7V67H8ZM11 66H12V65H11ZM62 66H63V65H62ZM64 66H65V65H64ZM68 66H69V65H68ZM74 66H75V65H74ZM86 66H87V65H86ZM90 66H91V65H90ZM90 66H89V67H90ZM109 66H110V65H109ZM114 66H115V65H114ZM114 66H113V67H114ZM136 66H137V65H136ZM141 66H142V64H141ZM144 66H145V65H144ZM171 66H172V64H171ZM231 66H232V65H231ZM240 66H241V65H240ZM12 67H13V66H12ZM14 67H15V66H14ZM21 67H23V66H21ZM45 67H46V66H45ZM59 67H60V66H59ZM87 67H88V66H87ZM89 67H88V68H89ZM94 67H95V66H94ZM101 67H100V68H101ZM106 67H107V66H106ZM106 67H105V63H104V68H106ZM116 67H118V66H115L113 69H116ZM127 67H126V68H127ZM161 67H162V66H161ZM161 67H160V70H161ZM179 67H180V66H179ZM193 67L196 68L195 66H193ZM10 68H11V67H10ZM23 68H24V67H23ZM29 68L31 69V66H30ZM32 68H33V66H32ZM41 68H42V66H41ZM54 68H56V67H54ZM95 68H97V67H95ZM118 68H120V67H118ZM118 68H117V69H118ZM131 68H132V67H131ZM133 68H134V67H133ZM136 68H137V70H136ZM136 68H135L134 70H136V71H137L136 73L138 74V72H139L138 69H139V68H138V67H136ZM140 68H141V67H140ZM155 68H157V67H155ZM155 68L153 69L154 71H155ZM243 68H244V67H243ZM245 68H246V67H245ZM0 69H1V68H0ZM3 69H4V68H3ZM65 69H66V68H65ZM80 69H82V68H80ZM109 69H110V68H109ZM121 69H122V67H121ZM5 70H6V69H5ZM9 70H10V69H9ZM12 70H13V69H12ZM12 70H10L11 72L9 71V73H11V74L14 73V72H12ZM16 70H17V69H16ZM43 70H44V69H43ZM57 70H58V69H57ZM57 70H55V71H57ZM60 70H61V69H60ZM72 70H73V69H72ZM90 70H91V69L89 68V71H90ZM130 70H131V69H130ZM139 70H140V69H139ZM141 70H142V69H141ZM146 70H147V69H146ZM150 70H151V69H150ZM174 70H176V67H175ZM245 70H246V69H245ZM3 71H4V70H3ZM13 71H14V70H13ZM17 71H18V70H17ZM17 71L15 72V75H16ZM23 71H24V70H23ZM31 71H32V70H31ZM31 71H29V72L31 73ZM44 71H45V70H44ZM51 71H52V69H51ZM67 71H69V70H67ZM67 71H66V72H67ZM73 71H74V70H73ZM82 71H83V73H84V70H83V69H82ZM143 71H144V69H143ZM158 71H159V70H158ZM229 71H230V70H229ZM25 72H26V69H25ZM25 72H24V73H25ZM52 72H53V71H52ZM57 72H58V71H57ZM57 72H56V73L53 72L52 74H54V73L57 74ZM61 72H63V71H61ZM79 72H80V71H79ZM94 72H95V71H94ZM100 72H101V70H100ZM128 72H129V71H128ZM131 72H133V70L130 71V74H131ZM146 72H147V71H146ZM146 72H145V73H146ZM164 72H165V71H164ZM171 72H172V71H171ZM177 72H178V71H177ZM218 72H219V71H218ZM263 72H264V71H263ZM2 73H3V72H2ZM5 73H6V72H5ZM21 73H22V71H21ZM59 73H60V72H59ZM59 73H58V75H57L58 78H60V77L62 76V74H63V73H61V74L59 75ZM64 73H65V72H64ZM70 73H71V72H70ZM73 73H74V72H73ZM75 73H76V72H75ZM85 73H86V72H85ZM85 73H84V74H85ZM106 73H108V72H106ZM140 73H141V72H140ZM143 73H144V72H142L141 74H143ZM154 73H156V71H155ZM161 73H163V72H161ZM169 73H170V72H169ZM172 73H173V72H172ZM191 73H192V72H191ZM219 73H220V72H219ZM0 74H1V73H0ZM55 74H54V75H55ZM67 74H68V72H67ZM76 74H77V73H76ZM76 74H75V76H77ZM78 74H79V73H78ZM80 74H81V73H80ZM84 74L81 75V76H84ZM87 74H88V73H87ZM89 74H90V73H89ZM101 74H102V73H101ZM137 74H136V75H137ZM163 74H164V73H163ZM246 74H247V73H246ZM263 74H264V73H263ZM22 75H23V74H22ZM31 75H32V74H31ZM33 75H34V74H33ZM47 75H48V74H47ZM63 75H64V74H63ZM65 75H66V74H65ZM65 75H64V76H65ZM73 75H74V74H73ZM73 75L71 74V76H73ZM85 75H86V74H85ZM134 75H135V72H134L133 76H134ZM147 75H148V74H147ZM151 75H152V74H151ZM154 75H155V74H154ZM5 76H6V75H5ZM41 76H43V75L41 74ZM81 76H80V77H81ZM100 76H101V75H100ZM119 76H120V75H119ZM122 76H124V74H122ZM130 76H132V74H131ZM145 76H146V75H145ZM157 76H158V73H157ZM157 76H156V77H157ZM167 76H168V75H167ZM169 76H170V75H169ZM221 76H222V75H221ZM0 77H2V76H0ZM26 77H27V75H26ZM46 77L48 78V76H46ZM86 77L91 78V75H90V77H89V75H87ZM134 77H135V79H136V76H134ZM137 77H138V79H136L137 82L134 80L135 83H138L139 86H142L144 83L141 82L142 85H140L141 83L138 82V81H140V80H139V79H140V78H139L140 76H137ZM152 77H153V76H152ZM158 77H159V76H158ZM158 77H157V79H158ZM172 77H173V76H172ZM24 78H25V77H24ZM50 78H51V75H50ZM52 78H55V77H52ZM68 78H69V77H68ZM68 78H67V80L70 82V84H67V83H68V82H67V83H65V84H67V85H65V86H67V87L69 86V87H70V85H71V81H72L73 78H70V79H68ZM77 78H78V77H77ZM82 78H85V77H82ZM108 78H109V77H108ZM113 78H114V77H113ZM121 78H123V77H121ZM142 78H144V77H142ZM146 78H147V77H146ZM173 78H174V77H173ZM173 78H172V80H173ZM220 78H221V77H220ZM229 78H230V77H229ZM1 79H2V81H3L4 78H1ZM5 79H6V78H5ZM7 79H8V78H7ZM22 79H23V78H22ZM55 79H56V78H55ZM62 79H63V78H62ZM91 79H92L93 81H95V78H91ZM91 79H90V82L92 81ZM117 79H118V78H117ZM129 79H130V78H129ZM154 79H155V78H154ZM154 79H152V83H153ZM169 79H170V77H169ZM179 79H180V78H179ZM223 79L225 80V77H224ZM232 79H233V78H232ZM44 80H46V79H44ZM44 80H42V81H44ZM56 80H57V79H56ZM56 80H55V81H56ZM58 80H59V79H58ZM64 80H65V78H64ZM64 80H63V82H64ZM67 80H66V81H67ZM73 80H74V79H73ZM79 80L82 82L84 79L81 80V78H80ZM87 80H88V79H87ZM99 80H100V77H99ZM99 80H96V81L98 82ZM121 80H122V79H121ZM123 80H124V78H123ZM125 80H126V79H125ZM144 80H145V79H144ZM162 80H164V79H162ZM174 80H175V79H174ZM174 80H173V82H174ZM212 80L214 81L213 78H212ZM2 81H1V82H2ZM6 81H7V80H6ZM6 81H5V83H9L8 81H7V82H6ZM11 81H13V79H12ZM61 81H62V80H61ZM74 81H77V80H74ZM101 81H102V80H101ZM101 81H100V82H101ZM106 81H107V80H106ZM108 81H109V80H108ZM113 81H114V80H113ZM126 81H127V80H126ZM148 81H150V80H148ZM222 81H223V80H222ZM233 81H234V80H233ZM49 82H50V81H49ZM56 82H57V81H56ZM56 82H55V83H56ZM78 82H79V81H77L76 83H78ZM81 82H80V83H81ZM86 82H89V81H85V84H87ZM119 82H121V81H119ZM143 82H144V81H143ZM146 82H147V79H146ZM146 82H145V83H146ZM150 82H151V81H150ZM173 82H172V83H173ZM175 82H176V80H175ZM175 82H174V83H175ZM227 82H228V80H227ZM229 82H230V81H229ZM5 83H4V84H5ZM14 83H15V82L13 81V85H14ZM61 83H62V82H60L59 84L61 85ZM72 83H73V82H72ZM95 83H96V82H95ZM126 83H128V82H126ZM172 83H171V84H172ZM220 83H221V81H220ZM235 83H236V82H235ZM263 83H264V81H263ZM0 84H2V83H0ZM9 84H10V83H9ZM45 84H46V82H45ZM63 84H64V83H63ZM82 84H83V83H81L80 85H82ZM88 84H89V83H88ZM88 84H87V85H88ZM90 84H91V83H90ZM92 84H93V83H92ZM98 84H100V83L98 82ZM98 84H97V85H98ZM101 84H102V83H101ZM105 84H106V82H105ZM105 84H104V85H105ZM154 84H155V82H154ZM154 84H153V85H154ZM216 84L218 85V83H216ZM221 84H223V83H221ZM224 84H225V85H224ZM224 84H223V85L225 86V88H226V87H229V86H226V83H224ZM238 84H239V83H238ZM238 84H236V85H238ZM2 85H3V84H2ZM6 85H7V84H6ZM57 85H58V84L56 83V86H55L56 89H57ZM73 85H75V83L72 84V86H71L70 89L68 88L69 91L72 90ZM78 85H79V83H78ZM78 85H77V87L80 88V92H81V88H82V86L79 87ZM95 85H96V84H95ZM97 85H96V88H97ZM119 85H120V84H119ZM138 85H137V86H138ZM156 85H157V84H156ZM156 85H155V86H156ZM160 85H161V83H160ZM173 85H175V84H173ZM261 85H262V84H261ZM9 86H10V85H9ZM88 86H89V85H88ZM88 86H86V85L84 86V84H83V88H82V89H83V93H84V91H86V93H87V90H84V89H87V88H84V87H88ZM90 86H91L90 89H91V88L93 89V86H92V85H90ZM139 86H138L137 88H139V90H140V87H139ZM145 86H147V85H144V88H146ZM162 86H163V84H162ZM219 86H220V85H219ZM224 86H223V87L221 86L222 89H224ZM231 86H232V85H230V87H231ZM1 87H2V86H1ZM3 87H4V86H3ZM6 87H7V86H6ZM12 87H15V86H11V90H12ZM17 87H18V86H17ZM58 87H60V86H58ZM74 87H76V86H74ZM77 87H76V89H77ZM94 87H95V86H94ZM117 87H125V86H122V85H121V86H117ZM206 87H207V86H206ZM210 87L212 88V86H209V88H210ZM221 87H218V88H220V90H221ZM233 87H234V86H233ZM233 87H232V88H233ZM239 87H240V86H239ZM9 88H10V87H9ZM9 88L7 87V89H9ZM39 88H40V87H39ZM45 88H46V87H45ZM47 88H48V87H47ZM62 88H63V87H62ZM62 88H61V89H62ZM103 88H105V86H103ZM106 88H108V86H107ZM106 88H105V89H106ZM113 88H114V87H113ZM125 88H126V87H125ZM142 88H143V86H142ZM148 88H149V87H148ZM148 88L146 89V91L148 90ZM158 88H160L159 85H158ZM214 88H215V86H214ZM216 88H217V86H216ZM216 88H215V89H216ZM237 88H238V86H237ZM246 88H247V87H246ZM0 89H1L0 92H1V91L4 92V91H3V88H0ZM16 89H17V88H16ZM19 89L24 90V89H22V88H20V87H19ZM19 89H18V91H17V94H18V92H19V94H22V93H21V90L19 91ZM53 89H54V88H53ZM56 89H55V90H56ZM59 89H60V88H59ZM61 89H60L59 91H61ZM64 89H65V88H64ZM64 89H62V91H63ZM68 89H67V92H68ZM90 89H88V90H90ZM108 89H109V91H111V93L113 92L112 90H110L111 88H108ZM122 89H124V88H122ZM150 89H151V88H150ZM150 89H149V90H150ZM155 89H156V88H155ZM32 90H33V88H32ZM48 90H49V89H48ZM48 90H47V91H48ZM101 90H103V89H101ZM106 90H107V89H106ZM115 90H116V88H115ZM117 90H118V88H117ZM117 90H116V91H117ZM124 90H125V89H124ZM126 90H127V89H126ZM134 90H135V89H134ZM141 90L144 91V89H141ZM141 90H140V93L143 92V91L141 92ZM233 90H234V89H233ZM259 90H260V89H259ZM263 90H264V89H263ZM263 90H262V92H263ZM5 91H6V90H5ZM9 91H10V90H9ZM13 91H15V90L13 89ZM25 91H26V90H25ZM25 91H24V92H25ZM30 91H31V89H30ZM41 91H42V88H41ZM41 91H40V94L44 91V89H43L42 92H41ZM73 91H76L77 94L74 95V92H73ZM90 91H91V90H90ZM90 91H89V92H90ZM93 91H94V90H93ZM95 91H96V90H95ZM109 91H108V94H109V95L105 96L104 99H106V98H108L109 96H111V98L114 97V98H113V100H114V99H115V94L112 95L111 93H109ZM118 91H119V93H120V88H119ZM204 91H205V90H204ZM215 91H217V89H216ZM222 91H224V92L227 91V92H228L229 90H222ZM7 92H8V91H7ZM27 92H28V90H27ZM27 92H25L26 95H27ZM52 92H53V90H52ZM54 92H55V91H54ZM64 92H66V91L64 90L63 93H64ZM124 92H125V91H124ZM126 92L128 93V91H126ZM135 92H137V91L135 90ZM153 92H154V91H153ZM205 92H206V91H205ZM227 92H226V95H225L226 97L223 96V97L225 98L226 101H227L228 96H229V94H228ZM248 92H249V91H248ZM258 92H260V91H258ZM11 93H12V92L10 91V94H11ZM38 93H39V92H38ZM45 93H46V91L44 92V94H45ZM56 93H57V90H56ZM68 93H70V92H68ZM83 93L81 94L82 97H84V94H83ZM86 93H85V97L87 98V96H88L89 94H86ZM90 93H91V95H92L93 93H97V92H90ZM101 93H102V92H101ZM137 93H138V92H137ZM143 93H145V92H143ZM201 93H202V91H201ZM230 93H231V91H230ZM3 94H4V93H2V96H3ZM28 94H29V92H28ZM31 94H32V93H31ZM31 94H29V95H31ZM40 94H36V95L34 94V95H35V96H37V95L40 96V97L38 98V100L36 101V105H38V104H39V105L41 104L42 106L44 105L43 108H45V109L41 108V109H43V111L45 110V112H43V111L41 110V111L45 114V117L43 118V120L46 119V116L50 114V112H48L47 109H50V108H52V106H55V109H56V110H53V108H52L53 112L55 111L54 113L52 112V110H49V111H51V115H52V116L50 115V117L47 116V118H49V120H48L49 122L53 119V114L56 113V115H57V116H56V117H57V120L60 122V123L58 124V126H60V125H64V126H63L64 129H66V127H65L66 124H68V125H69V124H72V122L76 121V119H77V120H80V121H78V123H76L78 128L75 127V129H74L75 131H78V130L80 129V128H79L80 125L78 126V124H81V127H82V122H85L84 124H88V122H87V121L89 120L88 117H87V118H83L84 115L82 116V110L84 111V110L87 108L86 104H82V103L80 104L79 101H78V102H75V101H72V100L69 101L68 99L65 98L66 96L64 97V95H63L62 97H64V98L61 99V100H57L58 102H57V103L55 102L56 104L53 103V104H54V105H53L52 103L50 104V102H48V101L46 100V99L49 100V98H45L46 96L48 97V95L45 94V97H44L43 99H40V98H42V96H44V95L41 96ZM42 94H43V93H42ZM57 94H59V93H57ZM71 94L74 95V96H76V97L78 98V91L75 90V88H73L72 93H70L69 95H71ZM104 94H106V93H104ZM121 94H123V93H121ZM134 94H135V93H133V95H134ZM164 94H165V93H164ZM204 94H205V93H204ZM214 94H215V93H214ZM224 94H225V93H224ZM259 94H260V93H259ZM8 95H9V94H8ZM59 95H60V94H59ZM69 95H68L67 97H73L72 95H71V96H69ZM86 95H87V96H86ZM94 95H95V94H93L92 99L94 98ZM99 95H100V94H99ZM99 95L97 94L98 97H99ZM101 95H102V94H101ZM123 95H124V94H123ZM126 95H127V94H125L124 96H126ZM133 95H131V96L127 95V97L129 96V97H128V100H129V98L131 99V97H134L136 94H135L134 96H133ZM172 95H173V94H172ZM222 95H223V93H222ZM4 96H5V95H4ZM6 96H7V95H6ZM22 96H23V95H22ZM27 96H28V95H27ZM32 96H33V95H32ZM35 96H34V97H35ZM138 96H139V95H138ZM24 97H26V96L24 95L23 98H24ZM28 97H29V96H28ZM28 97H26V98H27L26 101H25V98H24L23 102H24V101H25V103L28 102V105H29V101H28V100H29V98H30L31 96H30L29 98H28ZM49 97H51V96H49ZM55 97H56V96H54V98H55ZM85 97H84V98H85ZM98 97H97V98H98ZM236 97H237V96H236ZM54 98H53V96H52V100L50 99L51 102H52V101H53V102L56 101V98H55V99H54ZM57 98H58V97H57ZM79 98H80V97H79ZM86 98H85L86 101H88V100H87L88 98L91 99V97H89V96H88L87 99H86ZM97 98H95V99H97ZM134 98H136V96H135ZM138 98H142V97L139 96ZM0 99H1V96H0ZM12 99H13V98H12ZM18 99H19V98H18ZM18 99H17V100H18ZM31 99H32V98H31ZM31 99H30V100H31ZM53 99H54V100H53ZM100 99H101V98H100ZM136 99H137V98H136ZM144 99H145V98H144ZM150 99H151V98H149V100L147 101V102H148L147 105L149 104ZM3 100H4V98H3ZM5 100H6V99H5ZM41 100H42V101H41ZM45 100H46V101H45ZM74 100H76L75 97H74ZM85 100H83V101L86 103ZM115 100H117V98H116ZM123 100H125V98H124ZM151 100H152V99H151ZM200 100H201V99H200ZM202 100H203V98H202ZM223 100H224V99H222V102H225V100H224V101H223ZM10 101H11V100H10ZM14 101H15V100H14ZM14 101H12V102H14ZM18 101H19V100H18ZM43 101H45V103L42 104ZM106 101H107V100H106ZM119 101H121V100L119 99ZM119 101H118V102H119ZM132 101H133V102H132ZM132 101H131V102L134 103V100H132ZM136 101H137V100H135V103H136ZM30 102H31V101H30ZM46 102H47V104L50 105L51 107L48 106V108H46V107H47ZM108 102H109V101H108ZM131 102H130V103H131ZM96 103H97V102H96L95 100H89V101L87 102L88 106H91V107H92V110H93L94 108H98V109H99V105L96 104ZM152 103H153V101H152ZM219 103H221V102L219 101ZM236 103H237V102H236ZM3 104H4V103H3ZM3 104H2V105H3ZM15 104H16V103H15ZM45 104H46V105H45ZM105 104H106V103H105ZM107 104H108V103H107ZM107 104H106V105H107ZM197 104H198V103H197ZM203 104H204V102H203ZM205 104H207V103L205 102ZM0 105H1V104H0ZM10 105H11V108H12L13 105H12V104H10ZM23 105L26 106L24 103H23ZM36 105H35V102H33V104L30 103V108H31L32 110L29 109L28 112H30V110H31V112H32V111H33V108H34V106H35L36 109H38V110H37V113H41V112H40V109L37 108ZM41 105H40L39 107H41ZM100 105H101L102 107H103V106H106V105H104V104L101 103V102H100ZM108 105H110V106L113 105L112 107H114V104H112V103H110V104H108ZM118 105H119V104H118ZM123 105H124V104H123ZM123 105H122V106H123ZM130 105H131V104H130ZM198 105H199V104H198ZM200 105H202V104H200ZM223 105H225V104H223ZM228 105H229V104H228ZM95 106H97V107H95ZM110 106H107L106 109L109 108V110H110ZM122 106H121V107L119 106V107L122 109ZM205 106H206V105H205ZM0 107H1V106H0ZM28 107H29V106H28ZM80 107H86V108L81 109V112H80V111H79V110H80ZM140 107H142V106H140ZM199 107H200V106H199ZM218 107H219V106H218ZM222 107H223V106H222ZM19 108H20V106H19L17 109H19ZM21 108H22V107H21ZM25 108H26V107H25ZM120 108H119V109H120ZM126 108L129 109L128 106H127ZM5 109H8V108H5ZM5 109H4V111H5ZM13 109H15V108L13 107ZM87 109H88V108H87ZM103 109H105V107H104ZM106 109H105V111L102 110L101 112H103V111L105 112V113H103V115H104V116L106 115L105 117H106L107 119H105V117H104L103 115H101V114H98V115H101L100 117L103 116L104 119H105L106 122H107V120H109L108 117H110V116H108V114H109L110 112H112V111H116V110H114V109L111 108L112 111H108L109 113H106V112H107ZM121 109L119 110L120 113H121ZM141 109H143V107H142ZM209 109H210V108H209ZM0 110H1V109H0ZM117 110H118V106H117ZM123 110H124V109H123ZM125 110H126V109H125ZM125 110L122 111V114H123V115L125 114V115H127V116L130 115V114H127V111L125 112ZM224 110H225V109H224ZM1 111H2V110H1ZM10 111H12V110L10 109ZM22 111H23V109H22ZM22 111H21V112H22ZM95 111H97V110H95ZM99 111H100V110H99ZM119 111H117L116 113L119 114ZM130 111H131V108H130ZM236 111H237V110H236ZM93 112H94V111H93ZM204 112H205V111H204ZM4 113H5V112H4ZM7 113H8V112H7ZM32 113H33V112H32ZM48 113H49V114H48ZM114 113H115V112H114ZM114 113H112V114H114ZM11 114L14 115V112H12V113L10 112V115H11ZM19 114H20V113H19ZM24 114H25V113H24ZM30 114H31V113H30ZM30 114H28V115H30ZM46 114H47V115H46ZM110 114H111V113H110ZM110 114H109V115H110ZM192 114H193V113H192ZM212 114H213V113H212ZM227 114H228V112H227ZM0 115H1V114H0ZM10 115H9V116H10ZM12 115L10 116V118H11V120L13 121L14 116H13V118H12ZM20 115H21V114H20ZM32 115H33V114H32ZM32 115H31V116H32ZM94 115H95V114H94ZM96 115H97V114H96ZM98 115H97V116H98ZM116 115H117V114H116ZM116 115H115V117H117ZM125 115H124V116H125ZM229 115H230V113H229ZM3 116H4V115H3ZM33 116H34V115H33ZM89 116H90V115H89ZM97 116H95V117L97 118ZM124 116H122V117H123L122 119H125ZM18 117L20 118V116H18ZM51 117H52V119H51ZM95 117H94V118H95ZM100 117H98V119H99ZM115 117H114V118H115ZM6 118H7V117H6ZM8 118H9V117H8ZM111 118H112V120H110V123H109V122H108V123H106V122L104 123V122L102 121V120H104V119L101 120L102 122H101V121L99 122V123L103 124V127H104L105 130H106L107 128H108V130H109V128H112L111 125L113 124V121H114V120H113V119H114V118H113V115H111ZM111 118H110V119H111ZM146 118H147V117H146ZM209 118H210V117H209ZM224 118H225V117H224ZM224 118H221V120L224 119ZM227 118H230V116H228ZM238 118H239V117H238ZM50 119H51V120H50ZM100 119H101V118H100ZM100 119H99V120H100ZM117 119H118V118H117ZM122 119H121V117H119V119H118V121H119L118 123H119V124H122L121 121H120V120H122ZM219 119H220V118H219ZM9 120H10V119H9ZM17 120H18V119H17ZM73 120H74V121H73ZM105 120H104V121H105ZM12 121H11V122H12ZM18 121H19V120H18ZM48 121L46 122V120H44V121H43V125H46V123H48ZM111 121H112V124H111ZM115 121H116V119H115ZM115 121H114V123H117V122H115ZM123 121H124V120H123ZM143 121H144V120H143ZM214 121H215V120H214ZM219 121H220V120H219ZM1 122H2V121H1ZM3 122H4V119H3ZM14 122H16V120H14ZM14 122H13V123H14ZM32 122H33V121H32ZM44 122H46V123H44ZM53 122H54V121H53ZM90 122H91V121H90ZM96 122L98 123V120H96ZM232 122H233V121H232ZM6 123H7V122H6ZM13 123H12V124H13ZM51 123H52V122H51ZM51 123H49V124H51ZM74 123H75V122H74ZM74 123H73V124H74ZM118 123H117V124H113V127H114L115 125L118 126V125H119ZM38 124H41V122L38 123ZM92 124H94V123H92ZM105 124H106V125L109 124V125L106 126ZM228 124H229V123H228ZM230 124H231V122H230ZM230 124H229V125H230ZM0 125H1V123H0ZM10 125H11V124H10ZM10 125H9V126H10ZM14 125H15V123H14ZM54 125H55V124H54ZM88 125H89V124H88ZM214 125H215V124H214ZM229 125H228V126H229ZM15 126H16V125H15ZM17 126H18V125H17ZM21 126H23V125H20V127H21ZM32 126H33V125H32ZM58 126L56 125V128H57ZM89 126H90V128H89V127H88V128H89V130H90V129H91V124H90ZM109 126H110V127H109ZM116 126H115V127H116ZM119 126H120V125H119ZM226 126H227V125H226ZM33 127H34V126H33ZM47 127H50V126L47 125ZM52 127H53V126H52ZM52 127H51V129L49 128V130H52ZM84 127H85V126H84ZM115 127H114V128H115ZM145 127H146V126H145ZM1 128H2V127L0 126V129H1ZM10 128H11V126H10ZM10 128H7V130L10 129ZM21 128H22V127H21ZM98 128H99V127H98ZM119 128H120V127H119ZM147 128H148V127H146L145 130L143 129V132H146V131H147ZM19 129H20V128H19ZM24 129H25V128H24ZM31 129H32V127H31ZM76 129H77V130H76ZM101 129H102V128H100V130H101ZM148 129H149V128H148ZM231 129H232V128H231ZM27 130H29V128H28ZM53 130H54V129H53ZM91 130H92V129H91ZM100 130H99V131H100ZM116 130H118V128H117ZM225 130H226V127H225ZM234 130H235V129H234ZM234 130H233V131H234ZM238 130H241V129H238ZM13 131H14V129H13ZM19 131H20V130H19ZM72 131H73V130H72ZM82 131H84V130L82 129ZM82 131H79V132H82ZM118 131H119V130H118ZM118 131H116V133H117ZM120 131H121V130H120ZM137 131H138V130H137ZM215 131H216V130H215ZM229 131H230V130H229ZM6 132H7V133H6ZM6 132H5V133L8 134V133H9V130L6 131ZM21 132H23V131H21ZM36 132H38V130H37ZM47 132H48V131H47ZM47 132H46V133H47ZM57 132H58V131H57ZM64 132H65V131H64ZM86 132H87V131H86ZM114 132H115V130L113 131V133H114ZM123 132H124V131H123ZM123 132H118V133L120 134V133H123ZM130 132H131V131H130ZM143 132H142V133H143ZM147 132H149V130H148ZM211 132H213V131H211ZM3 133H4V132H3ZM16 133H17V132H16ZM16 133H15V134H16ZM19 133H20V132H19ZM69 133H70V132H69ZM96 133H97V131H96ZM99 133H100V132H99ZM104 133H105V132H104ZM113 133H110V134H113ZM118 133H117V135H118ZM226 133L228 134L229 132H226ZM234 133H235V132H234ZM6 134H5V135H6ZM9 134H10V133H9ZM15 134H14V135H15ZM63 134H64V133H63ZM101 134H102V131H101V133H100L99 135L101 136ZM110 134H109V139H108V140L105 139L106 141L104 142V139H102L101 141H103V143H106V144H107V143H109V142H108L109 140L112 141L113 139H115V138H113V137H115L116 134L113 135V137H112ZM129 134H130V133H129ZM137 134H138V133H137ZM232 134H233V133H232ZM2 135H3V134H2ZM2 135H1V136H2ZM12 135H13V134H12ZM17 135H18V134H17ZM31 135H32V134H31ZM66 135H67V134H66ZM89 135H90V133H89ZM124 135H126V131H125V134H124ZM124 135H123V136H124ZM229 135H230V133H229ZM243 135H244V134H243ZM252 135H253V134H252ZM85 136H86V135H85ZM106 136H107V135H106ZM110 136H111L113 139H111ZM118 136H120V135H118ZM227 136H228V135H227ZM250 136H251V135H250ZM257 136H258V134H257ZM7 137H8V136H7ZM13 137H14V136H13ZM22 137H23V136H22ZM57 137H58V136H57ZM125 137H126V136H125ZM125 137H123V139H125ZM218 137H219V136H218ZM224 137H225V136H224ZM228 137H230V136H228ZM58 138H59V137H58ZM65 138H66V137H65ZM68 138H69V136H68ZM82 138H83V137H82ZM92 138H93V137H92ZM118 138H119V137H118ZM133 138H134V137H133ZM254 138H256V137H254ZM19 139H21V137H19ZM19 139H18V140H19ZM31 139H32V138H31ZM59 139H61V138H59ZM116 139H117V138H116ZM129 139H130V138H129ZM141 139H142V138H141ZM257 139H258V138H257ZM8 140H9V139H8ZM21 140H22V139H21ZM21 140H19V141H21ZM57 140H58V139H56V141H57ZM117 140H118V139H117ZM127 140H128V139H127ZM127 140H125V141L127 142ZM221 140H222V139H221ZM6 141H7V138H6ZM60 141H61V140H60ZM78 141H79V140H78ZM78 141H77V142H78ZM82 141H84V139L81 140L80 142H82ZM111 141H110V142H111ZM113 141H114V140H113ZM113 141H112V142H113ZM240 141H241V140H240ZM240 141H239V142H240ZM259 141H260V139H259ZM7 142H9V141H7ZM7 142L5 143V144H6L5 146H7V148H8V145H7L8 143H7ZM44 142H45V141H44ZM75 142H76V141H75ZM95 142H96V140H95ZM134 142H135V141H134ZM136 142H137V143H135V146H134V147H136V145L139 144L138 141H136ZM236 142H237V141H235V144H236ZM250 142H251V141H250ZM255 142H256V141H255ZM3 143H4V142H2V147H4V146H3ZM11 143H13V142H11ZM11 143H9L10 149H11V145H10ZM34 143H35V141H34ZM53 143H54V142H53ZM65 143H66V142H64V144H65ZM103 143H100V145L103 144ZM118 143H119V142H118ZM118 143H117V145H114V148H116V147L119 148V147H118ZM120 143H123V140H122V142H120ZM152 143H153V142H152ZM152 143H151V144H152ZM160 143H161V141H160ZM261 143H262V142H261ZM20 144H21V143H20ZM67 144H68V143H67ZM72 144H73V146H74V143H71V145H72ZM123 144H126V143H123ZM129 144H130V143H129ZM219 144H220V143H219ZM235 144H234V146H235ZM18 145H19V144H18ZM58 145H59V144H58ZM71 145H70V146H71ZM88 145H90V144L88 143ZM121 145H122V144H121ZM131 145H132V144H131ZM159 145H160V144H159ZM257 145H258V143H257ZM16 146H17V145H16ZM28 146H29V145H28ZM40 146H41V145H40ZM40 146H39V147H40ZM115 146H116V147H115ZM154 146H155V145H154ZM163 146H164V145H163ZM220 146H221V144H220ZM231 146H232V145H231ZM231 146H230V147H231ZM12 147H13V148L15 147V146H14V143H13ZM31 147H32V146H31ZM50 147H51V146H50ZM52 147H53V145H52ZM125 147H126V145H125ZM127 147H128V146H127ZM156 147H157V144H156ZM4 148H5V147H4ZM13 148H12V149H13ZM32 148H34V146H33ZM41 148H42V147H41ZM84 148H85V147H84ZM106 148H108V147L106 146ZM129 148H131V147H129ZM137 148L140 149V147H137ZM165 148H166V147H165ZM262 148H263V147H262ZM12 149H11V150H12ZM17 149H18V148H17ZM90 149H91V148H90ZM109 149H110V147H109ZM141 149H142V148H141ZM141 149H140V150H141ZM152 149H153V148H152ZM157 149H160L159 146L157 147ZM157 149H156V150H157ZM162 149H163V148H162ZM19 150H20V149H19ZM19 150H18V151H19ZM37 150H38V149H37ZM37 150H36V151H37ZM120 150L122 151L121 148L119 149V151H120ZM123 150H124V149H123ZM127 150H128V149H126V152H127V154L129 153V155H126V156H125L126 158H127L128 156H130V155L133 153V152H132V153L130 154V151L128 152ZM136 150H137V149H136ZM165 150H166V149H165ZM5 151H6V148H5ZM29 151H31V150H29ZM38 151H39V150H38ZM41 151H42V150H41ZM119 151H118V152H119ZM131 151H133V150L131 149ZM157 151H158V153L160 152L159 150H157ZM157 151H156V152H157ZM220 151H221V150H220ZM20 152H21V151H20ZM24 152H25V151H24ZM123 152H124V151H123ZM123 152H122V153H123ZM134 152H135V151H134ZM137 152H138V151H137ZM253 152H254V151H253ZM22 153H23V152H22ZM120 153H121V152H120ZM135 153H136V152H135ZM135 153H134V154H135ZM152 153H153V152H152ZM96 154H97V153H96ZM102 154H103V153H102ZM102 154H100V156H101ZM118 154H119V153H118ZM51 155H52V154H51ZM60 155H62V154H60ZM123 155H124V154H123ZM176 155H177V154H176ZM56 156H57V155H56ZM141 156H142V155H141ZM150 156H151V155H150ZM58 157H59V156H58ZM58 157H56V159H58ZM97 157H98V155H97ZM120 157H121V155H120ZM120 157L117 156L116 159H117V158H120ZM122 157H123V156H122ZM135 157H136V156L134 155V159H133V160H137ZM251 157H252V155H251ZM128 158H129V157H128ZM130 158L132 159V156H131ZM130 158H129V159H126V160H127V161L129 160L128 162H130V160H131ZM149 158H150V157H148V159H149ZM234 158H235V157H234ZM99 159H100V158H99ZM104 159H105V158H104ZM111 159H112V158H111ZM111 159H110V161H111ZM124 159H125V158H124ZM124 159L122 158V159H120V160H124ZM232 159H233V158H232ZM82 160H84V159H82ZM87 160H88V159H87ZM38 161H39V160H38ZM54 161H55V159H54ZM78 161H79V160H78ZM97 161H99V160H97ZM101 161H102V160H101ZM101 161H100V162H101ZM127 161L124 160V162H127ZM138 161H140L139 163H142L141 161L144 162V160H142V157H141V159L138 157L137 162H138ZM82 162H83V161H82ZM87 162H88V161H87ZM100 162H98V163H100ZM113 162H114V161H113ZM113 162H112V163H113ZM116 162H117V161H116ZM116 162H114L113 164H115ZM139 163H138V164L135 163V165L137 164L138 166H140ZM43 164H44V163H43ZM58 164H59V163H58ZM60 164H61V163H60ZM84 164H85V163H84ZM88 164H89V166H91V168H92L93 166H95V165H91L90 162H89ZM93 164H94V163H93ZM120 164H123V163H121V161H120ZM124 165H125V164H123V166H122V165H119V166L117 165V166L120 168L121 171L119 170V168H118L117 170H119V171L125 176V178H126V179H123V180H126V181H122V182H123V186H124V185H125V186H126V185L128 186V184H124V182H126V183H129V182H130V183H133L134 180L139 179V178H136V177H135V178H136V179H135L133 176H131V178L133 177L134 180H133L132 182L129 181V180H128L129 178L127 177V174H128L129 172L127 171L128 173H125V174H124V172H122V171H124V169L126 170V167H125ZM129 165H130V164H129ZM141 165H142V164H141ZM36 166H37V165H36ZM53 166H54V168H55V165H53ZM60 166H61V165H60ZM84 166H85V165H84ZM87 166H88V165H87ZM120 166H121V167H120ZM138 166H137V167H138ZM143 166H144V165H143ZM143 166H142V167H143ZM232 166H233V165H232ZM62 167H63V165H62ZM70 167H71V166H70ZM77 167L80 168V165H78ZM81 167L83 168L82 165H81ZM98 167L100 168L101 166L99 165ZM130 167H131V165H130ZM134 167H135V166H134ZM149 167H150V166H149ZM35 168H36V167H35ZM39 168H40V167H38V170H39ZM57 168H59V165L56 166V169H57ZM105 168H107V167H105ZM111 168H112V167H111ZM121 168H122V169H121ZM123 168H124V169H123ZM147 168H148V167H147ZM56 169H55V171H56ZM71 169H72V168H71ZM71 169H68V166H67V170H68V171H69V170L71 171ZM77 169H78V168H77ZM100 169H102L103 171H105L104 168H103V166H102ZM100 169H99V170H100ZM132 169L134 170V168H133V164H132ZM132 169L128 168L127 170H132ZM138 169H139V167H138ZM138 169H137V170H138ZM141 169H142V168H141ZM145 169H146V168H144V170H145ZM156 169H157V168H156ZM204 169H205V168H203V170H204ZM57 170L60 171L59 173H61V171H63V170H61V167H60V170H59V169H57ZM64 170H66V168H65ZM74 170H75V169H74ZM78 170H79V172L82 171V169H78ZM102 170H101V172H102ZM233 170H234V168H233ZM47 171H48V170H47ZM58 171H57V172H58ZM109 171H110V169L107 170V172H109ZM119 171H118V172H119ZM138 171L141 172V170H138ZM205 171H206V169H205ZM263 171H264V170H263ZM263 171H262V172H263ZM50 172H51V171H50ZM64 172L66 173V171H64ZM120 172H119V173H120ZM54 173H56V172H54ZM86 173H87V171H86ZM102 173H103V172H102ZM11 174H12V173H11ZM48 174H49V172H48ZM57 174H58V173H57ZM57 174H55L56 177H58V175H60V174H58V175H57ZM62 174H63V173H62ZM98 174L101 175L100 173H98ZM114 174H115V173H114ZM122 174H121V175H122ZM133 174H134V173H133ZM135 174H136V173H135ZM138 174H139V173H138ZM198 174H199V173H198ZM15 175H16V174H15ZM15 175H14V176H15ZM50 175H51V174H49V178H50V177L53 178L52 176H53L54 174H52V176H50ZM72 175H73V176H72ZM72 175H71L72 177L69 176V179H70V178H73L76 174L74 175V174L72 173ZM89 175H90V174H89ZM109 175H110V174H109ZM121 175H120V176H121ZM123 175H122V176H123ZM130 175H132L131 172H130ZM144 175H145V172H144ZM8 176H9V175H8ZM76 176H77V175H76ZM76 176H75V180H76V178H77ZM85 176H86V174H85ZM92 176H93V175H92ZM97 176H98V175H97ZM120 176H118V177H120ZM128 176H129V174H128ZM45 177H46V176H43V177H41V178H43V180H45ZM56 177H54L53 181H54V180L57 181V178H56ZM60 177H63V176H60ZM144 177H145V176H144ZM148 177H149V176H148ZM7 178H8V177H7ZM55 178H56V179H55ZM58 178H59V177H58ZM97 178H98V177H97ZM101 178H102V177H101ZM127 178H128V179H127ZM10 179H11V178H10ZM13 179H14V178H13ZM105 179H106V178H105ZM118 179H119V178H118ZM118 179H117V180H118ZM121 179H122V178L120 177L119 180H121ZM5 180H6V177H5ZM48 180H49V179H48ZM50 180H51V179H50ZM50 180H49V181H50ZM61 180H62V179H61ZM75 180L72 179L73 182H74ZM87 180H88V178L86 179V181H87ZM114 180H115V179H114ZM127 180H128L129 182H127ZM6 181H8V179H7ZM102 181H103V180H101V184H104L105 182L102 183ZM136 181H137V180H136ZM41 182H42L41 185H42L43 183H45V181H42V180H41ZM46 182H47V181H46ZM70 182H71V181H70ZM70 182H69V183H70ZM73 182H72V183H73ZM76 182H77V181H76ZM107 182H108V181H106V183H105L106 186L108 185ZM199 182H201V181H199ZM114 183H115V181H114ZM165 183H166V182H165ZM74 184L76 185L75 182H74ZM74 184H71V185L73 186L72 189L74 188V190H75V189L77 188V186H75ZM110 184H111V181H110ZM117 184H118V186H119V183H117ZM9 185H10V183H9ZM52 185H53V184H52ZM136 185H138V184H136ZM197 185H198V184H197ZM199 185H200V184H199ZM47 186H50V184L48 183ZM127 186H126V187H127ZM146 186H148V185L146 184ZM146 186H145V187H146ZM181 186H182V185H181ZM203 186H204V185L202 184L201 187H203ZM41 187L43 188V186H41ZM44 187H46V186L44 185ZM97 187H98V185H97ZM103 187H104V186H103ZM103 187L101 186L100 188H99V187H98V188H99V190H101V188H102V190H103ZM126 187H125V188H126ZM148 187H149V186H148ZM178 187H179V186H178ZM190 187H191V186H190ZM197 187H198V186H197ZM201 187H200V188H201ZM49 188H51V186H50ZM49 188H47V189H49ZM54 188H55V187H54ZM107 188H108V191H109L110 187H107ZM118 188H119V187H118ZM152 188H153V187H151V189H152ZM194 188H196V185H195ZM200 188H199V187L197 188L198 191L200 190ZM70 189H71V188H70ZM70 189H69V190H70ZM104 189H105V188H104ZM121 189H122V188H121ZM123 189H124V188H123ZM123 189H122V190H123ZM129 189H130V190H129V191H130L129 195H130V194H131V190H132V188L130 187ZM134 189H135V188H134ZM134 189H133L132 193H133L134 191H137V188H136V190H134ZM176 189L178 190L179 188H176ZM189 189H190V188H189ZM202 189H203V188H202ZM202 189H201L199 192H202ZM256 189H257V188H256ZM44 190H46V188H44ZM122 190H120V192H121ZM190 190H191V189H190ZM192 190H193V187H192ZM46 191H47V190H46ZM106 191H107V190H106ZM108 191H107V192H108ZM110 191H111V190H110ZM142 191H145V190H142ZM152 191H153V190H152ZM174 191H176V190H174ZM196 191H197V190H195V194H196ZM258 191H259V190H258ZM75 192H76V191H75ZM75 192H74V193H75ZM77 192H79V191H77ZM103 192H105V191H102V194H103V196H104V193H103ZM123 192H124V190H123ZM137 192H138V191H137ZM137 192H136V194H137ZM147 192H149V191H147ZM259 192H260V191H259ZM97 193H98V192H97ZM109 193H110V192H109ZM109 193H108V194H109ZM115 193H117V191H116ZM124 193H125V192H124ZM134 193H135V192H134ZM134 193H133V195H134ZM149 193H150V192H149ZM197 193H198V192H197ZM102 194H101V195H102ZM121 194H122V192H121ZM127 194H128V193H127ZM136 194H135L134 196H136ZM139 194H140V193H138V195H139ZM142 194H143V193H142ZM146 194H148V193H146ZM177 194H178V192H177ZM198 194H199V193H198ZM200 194H201V193H200ZM78 195H79V194H78ZM78 195H77V197H78ZM118 195L120 196V193H119ZM125 195H126V194H124V196H125ZM133 195H132V196H133ZM179 195H180V193H179ZM179 195H178V196H179ZM186 195H187V194H186ZM250 195H251V194H250ZM262 195H263V193H262ZM108 196H109V195H108ZM111 196H113V195H111ZM119 196H118V197H119ZM127 196H128V195H127ZM127 196H126V197H127ZM140 196H142V195H140ZM143 196H144V198L142 197L143 200H142V198L140 197L141 200H142V201H141L142 203H141V202H140V203H141V205H145V206H146L147 202L149 203V201H148V200H145V201H146V202H145V201H144V199H145V195H143ZM147 196H148V195H147ZM187 196H188V195H187ZM193 196H194V193H193ZM198 196H199V195H198ZM94 197H95V196H94ZM106 197H107V194H106ZM115 197H116V195L113 196L114 199H115ZM130 197H131V196H129L128 198H130ZM148 197H150V196H148ZM185 197H186V196H185ZM103 198H105V197H103ZM111 198H112V197H111ZM111 198H109V199H111ZM121 198H122V197H121ZM128 198H125V200L127 201L125 204H127V205L130 204V202L128 203V200H129ZM131 198H132V197H131ZM176 198H177V197H176ZM92 199L94 200L93 197L91 198V200H92ZM117 199H118V198H117ZM127 199H128V200H127ZM133 199H134V200H137V198L135 199V197H133ZM133 199H132V200L130 199V200H131L132 202H134ZM148 199H149V198H148ZM186 199H187V198H186ZM186 199H185V200H186ZM93 200H92V204H93ZM112 200H113V199H112ZM130 200H129V201H130ZM149 200H150V199H149ZM192 200H193V199H192ZM192 200H189V201L193 202ZM106 201H107V199L105 200V202H106ZM143 201H144V203H143ZM102 202H104V200H103ZM107 202H108V201H107ZM115 202H116V201H115ZM121 202H122V203H121ZM121 202H120V203L123 204V202H125V201H121ZM180 202H182V201H180ZM187 202H188V201H187ZM63 203H64V202H63ZM84 203H85V202H84ZM108 203H109V202H108ZM118 203H119V202H118ZM118 203H116V204H118ZM145 203H146V204H145ZM233 203H234V202H233ZM242 203H243V202H242ZM92 204H91V205H92ZM132 204H133V203H132ZM151 204H152V202H151ZM191 204H192V203H191ZM228 204H229V203H228ZM238 204H239V203H238ZM61 205H62V204H61ZM77 205H78V204H77ZM95 205H96V207H97L98 204H95ZM118 205H120V204H118ZM138 205H139V204H138ZM187 205H188V204H186V206H187ZM236 205H237V204H236ZM240 205H241V204H240ZM237 206H238V205H237ZM249 206H250V205H249ZM70 207H71V206H70ZM70 207H68V208H70ZM84 207H87V206L85 205ZM91 207H92V206H91ZM93 207H94V206H93ZM124 207H125V206H124ZM148 207H150V205H149ZM188 207H189V206H188ZM191 207H192V206H191ZM193 207H194V206H193ZM251 207H252V206H251ZM94 208H95V207H94ZM94 208H93V209H94ZM120 208H121V207H120ZM154 208H156V207H154ZM172 208H173V207H172ZM228 208H229V207H228ZM231 208H232V207H231ZM234 208H235V207H234ZM234 208L231 209V210H235ZM236 208H237V207H236ZM247 208H248V207H247ZM257 208H258V207H257ZM87 209H88V208H87ZM90 209H91V208H90ZM130 209H131V207H130ZM147 209H148V208H147ZM240 209H242V208H240ZM240 209H239V211H240ZM250 209H251V208H250ZM88 210H89V209H88ZM91 210H92V209H91ZM101 210H102V209H101ZM259 210H261V209L259 208ZM262 210H263V212H264V209H263V208H262ZM139 211H140V210H139ZM143 211H144V210H143ZM166 211H167V210H166ZM223 211H224V209H223ZM225 211H226V210H225ZM243 211H244V210L242 209V211L240 212V214H242ZM247 211H248V214H249V210H247ZM60 212H61V211H60ZM128 212H129V211H128ZM128 212H127V213H128ZM257 212H258V211H257ZM263 212H262V213H263ZM131 213H132V212H131ZM165 213H167V212H165V210H164V215H166ZM222 213H223V212H222ZM227 213H228V212H227ZM243 214H246V212L243 213ZM251 214H253V213L251 212ZM259 214H261V212H258V215H259ZM131 215H132V214H131ZM136 215H137V213H136ZM223 215H225V214H223ZM263 215H264V214H263ZM240 216H241V215H240ZM261 216H262V215H261ZM105 217H106V216H105ZM242 217H243V215H242ZM242 217H240V218L243 219ZM244 217H245V216H244ZM251 217H252V216H251ZM69 218H70V217H69ZM248 218H249V217L247 216V220H248ZM255 218H257V215L254 217V219H255ZM62 219H63V218H62ZM254 219H251V220H254ZM259 219L263 220L264 218H261V217H260ZM245 220H246V219H245ZM249 220H250V219H249ZM257 220H258V218H257ZM129 221H130V220H129ZM235 221H237V219H236ZM259 221H260V220H259ZM259 221H258V222H259ZM74 222H75V221H74ZM237 222H240V221H237ZM245 222H246V221H245ZM247 222H248V221H247ZM253 222H254V221H253ZM262 222H263V221H262ZM119 223H120V222H119ZM119 223H118V225L120 226ZM224 223H225V222H224ZM235 223H236V222H235ZM235 223H234V224H235ZM240 223H242V222H240ZM240 223H239V224H240ZM255 223H257V221H256ZM84 224H85V223H84ZM102 224H103V223H102ZM200 224H201V223H200ZM257 224H258V223H257ZM257 224H256V225H257ZM131 225H132V224H131ZM243 225H244V224H243ZM243 225H242V226H243ZM247 225H249V229L247 228V226H245V228H247L249 231L252 230V229L254 228V226H255V224L252 223V225H254V226L251 225V227H252V229H251L250 224L248 223ZM260 225H261V224H260ZM260 225H259V226H260ZM103 226H104V224H103ZM139 226H140V224H139ZM235 226H236V225H235ZM235 226H234V227H235ZM242 226H241V227H242ZM234 227H233V228H234ZM241 227H240V230H242ZM243 227H244V226H243ZM88 228H89V227H88ZM156 228H157V227H156ZM258 228H259V227H258ZM182 229H183V228H182ZM194 229H195V227H194ZM263 229H264V227H263ZM236 230H237V229H236ZM243 230H244L245 232H243V233L241 232L242 234L247 233L246 229H243ZM243 230H242V231H243ZM255 230L257 231V227L255 228ZM260 230H262V229H260ZM105 231H106V229H105ZM191 232H192L191 234L193 235V231H191ZM233 232H235V230H233ZM251 232H252V231H251ZM261 232H263V234H264V231H261ZM127 233H128V232H127ZM151 233H152V232H151ZM158 233H159V232H158ZM189 233H190V232H189ZM241 233L239 232V234H241ZM255 233H256V232H255ZM255 233H254V234H255ZM123 234H125V233H123ZM129 234H130V233H129ZM129 234H128V235H129ZM143 234H144V233H143ZM148 234H149V233H148ZM153 234H155V233H153ZM162 234H163V233H162ZM236 234H238V232H237ZM247 234H248V233H247ZM252 234H253V233H252ZM256 234H257V233H256ZM105 235H106V234H105ZM144 235H145V234H144ZM163 235H164V234H163ZM169 235H171V234H169ZM184 235H185V234H184ZM233 235H234V233H233ZM257 235L259 236L260 234L258 233ZM108 236H110V235H108ZM117 236H119V238H120L121 234H120V235H117ZM139 236H140V235H139ZM150 236H151V235H150ZM152 236H154V235H152ZM156 236H157V235H155V238H156ZM213 236H214V235H213ZM241 236H243V235H241ZM248 236H249V235H248ZM258 236H256L255 239H258ZM142 237H143V236H141V238H142ZM160 237H161V236H160ZM160 237H159V238H160ZM186 237H187V236H186ZM260 237H262V236H260ZM80 238H81V237H80ZM105 238H106V236H105ZM105 238H104V239H105ZM119 238H118V239H119ZM121 238H122V237H121ZM125 238H126V237H125ZM159 238L157 237V239H159ZM187 238H188V237H187ZM190 238H191V236H190ZM225 238H226V237H225ZM231 238H232V237H231ZM233 238H234V237H233ZM237 238H238V237H237ZM262 238H263V237H262ZM126 239H127V238H126ZM136 239H137V238H136ZM165 239H166V238H165ZM211 239H212V238H211ZM217 239H219V238H217ZM228 239H229V238H228ZM242 239H244V238H242ZM245 239H246V238H245ZM245 239H244V240H245ZM249 239H250V238H249ZM251 239H252V237H251ZM100 240L103 241V239H100ZM108 240H109V239H108ZM116 240H117V239H116ZM116 240H115V241H116ZM130 240H131V238H130ZM141 240H142V239H140V241H141ZM151 240H152V239H151ZM153 240H154V239H153ZM185 240H186V239H185ZM187 240H188V239H187ZM212 240H214V239H212ZM219 240H220V239H219ZM219 240H215V242H216V241L218 242ZM221 240H222V239H221ZM238 240H239V238H238ZM240 240H241V239H240ZM240 240H239V241H240ZM247 240H248V239H247ZM253 240H254V237H253ZM262 240H263V239H262ZM113 241H114V239H113ZM117 241H118V240H117ZM119 241H120V240H119ZM125 241H126V240H125ZM132 241H133V240H132ZM227 241H228V240L226 239L225 242H227ZM233 241H234V240H233ZM233 241H232V239H231V242H233ZM259 241H260V240H259ZM259 241H258V243H259ZM103 242H104V241H103ZM126 242H127V241H126ZM126 242H125V243H126ZM217 242H216V243H217ZM223 242H224V241H223ZM229 242H230V241H228V244H229ZM240 242H242V241H240ZM250 242H251V241H250ZM250 242H248V243H250ZM253 242H254V241H253ZM96 243H97V242H96ZM100 243H102V242L100 241ZM122 243H124V241H123ZM147 243H149V242H147ZM203 243H205V242H203ZM234 243H235V241H234ZM260 243H261V241H260ZM27 244H28V243H27ZM78 244H79V243H78ZM103 244H104V243H103ZM133 244H134V243H133ZM222 244H223V243H222ZM226 244H227V243H226ZM238 244H239V243H238ZM240 244H241V243H240ZM246 244H247V242H246ZM70 245H71V244H70ZM97 245H99V244H97ZM251 245H252V244H251ZM251 245L249 246L250 248L253 246V245H252V246H251ZM255 245H256V241H255L254 246H255ZM259 245H260V244H259ZM262 245H263V244L261 243V246H259V247H262ZM28 246H29V245H28ZM101 246H102V245H101ZM101 246H98V248L100 249V251H102V248H100ZM107 246L109 247L110 245H109V244L106 245V248H107ZM115 246H116V245H115ZM122 246H123V245H122ZM208 246H209V245H208ZM224 246H225V245H224ZM227 246H228V245H227ZM233 246H234V245H233ZM241 246H242V245H241ZM95 247H96V246H95ZM95 247H94V248H95ZM103 247H104V245H103ZM201 247H202V245H201ZM201 247H200V248H201ZM206 247H207V246H206ZM225 247H226V246H225ZM243 247H244V246H243ZM249 247H247V248L249 249ZM255 247H256V246H255ZM94 248H93V249H94ZM106 248H105V249H106ZM109 248H110V247H109ZM138 248H139V247H138ZM204 248H205V247H204ZM227 248H229V247H227ZM252 248H253V247H252ZM95 249H96V248H95ZM99 249H98V250H99ZM118 249H121V248L118 247ZM144 249H145V248H144ZM141 250H143V249L141 248ZM199 250H200V249H199ZM201 250H202V248H201ZM207 250H208V249H207ZM211 250H213V248H211ZM223 250H224V247H223ZM249 250H250V249H249ZM94 251H95V250H94ZM114 251H115V249H114ZM202 251H203V250H202ZM216 251H217V250H216ZM220 251H221V250H220ZM0 252H1V251H0ZM140 252H141V251H140ZM140 252H139V253H140ZM144 252H145V251H144ZM199 252H201V251H199ZM218 252H219V251H217V253H218ZM249 252H250V251H249ZM96 253H97V252H96ZM122 253H124V252H122ZM145 253H146V252H145ZM204 253H205V252H204ZM206 253H208V252H206ZM217 253H216V254H217ZM79 254H80V253H79ZM99 254H100V253H99ZM131 254H132V252H131ZM140 254H141V253H140ZM140 254H139V256H140ZM192 254H193V253H192ZM192 254H191V256H192ZM202 254H203V253H202ZM216 254H215V255H216ZM220 254H222V253H220ZM233 254H234V253H233ZM245 254H246V253H245ZM248 254H249V253H248ZM2 255H3V254H2ZM4 255H5V254H4ZM80 255H81V254H80ZM132 255H134V254H132ZM193 255H194V254H193ZM199 255H200V254H199ZM75 256H76V255H75ZM139 256H138V257H139ZM143 256H144V255H143ZM146 256H147V255H146ZM146 256H144V257H146ZM157 256L160 257V255H157ZM157 256H156V257H157ZM219 256H220V255H219ZM227 256H228V255H227ZM6 257H7V256H6ZM161 257H162V256H161ZM161 257H160V258H161ZM232 257H233V258L230 257V259H235L234 256H232ZM36 258H37V257H36ZM151 258H152V257H151ZM160 258H159V259H160ZM220 258H221V257H220ZM37 259H38V258H37ZM81 259H82V258H81ZM152 259H154V258H152ZM157 259H158V258H157ZM191 259H192V257H191ZM34 260L36 261V259H34ZM139 260H140V259H139ZM160 260H161V259H160ZM37 261H39V259H38ZM162 261H163V260H162ZM196 261H197V260H195V263H196ZM235 261H236V260H233V262H235ZM136 262H137V261H136ZM145 262H146V261H145ZM160 262H161V261H160ZM165 262H166V261H165ZM165 262H164V263H165ZM230 262H231V261H230ZM238 262H239V261H238ZM37 263H38V262H37ZM39 263H40V262H39ZM134 263H135V262H134ZM154 263L156 264L155 261H154ZM164 263H163V264H164ZM34 264H35V263H34ZM136 264H137V263H136ZM144 264H145V263H144ZM158 264H159V262H158ZM165 264H166V263H165Z\"/></svg>","mask_w":264,"mask_h":264}]
</instances>
